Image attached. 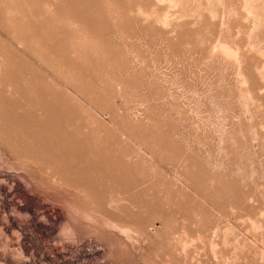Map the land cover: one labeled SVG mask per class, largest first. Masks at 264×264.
Instances as JSON below:
<instances>
[{"label":"bare ground","instance_id":"bare-ground-1","mask_svg":"<svg viewBox=\"0 0 264 264\" xmlns=\"http://www.w3.org/2000/svg\"><path fill=\"white\" fill-rule=\"evenodd\" d=\"M7 0H0V4H6L7 6H5V8H4V6L2 7V5H0V232H1V234H2V236L3 235H5L6 237H8L9 235H11V236H13V239L15 238L16 239V241H17V245H18V251L15 253L14 252V254L13 255H15L16 254V258H14L13 256V259H11V258H9V257H11L10 256V254H11V252H12V250L10 251L9 250V248H11V247H9V242L12 240V238H11V240H6L7 238L5 237V236H3L4 238H6L5 240V242H4V238L2 237V236H0V238H2V240H0V242H2V243H0V245L1 244H3L2 245V248H3V246L5 247V249L6 250H9L10 251V254H9V257L7 256L8 255V252L9 251H6V253H7V255H6V253L4 254L3 252L5 251L4 249V251L3 250H1V251H3L2 253H0V261H3L2 263H5V264H128V262H127V260H129L127 257H129V256H132L133 257V259H134V257L136 256V253L135 252H133V251H136V249H138L137 250V252L138 251H141V247L143 246V245H141L142 244V240H141V243L139 244V242L137 241H135L138 237H139V239H140V236L139 235H137L135 232H130L131 231V228H133V227H135V225H138L137 227H139V228H141L142 229V227H145V226H147L146 224L148 223V221L150 222V220H147V217H146V221L144 220V214L145 215H147L148 213L146 212V213H142V211L143 210H145V208L148 206V208H149V206L150 205H147V203L146 202H148V201H145V199L147 200V199H153L152 197H155L156 198V194L160 191H163V190H161V189H163V187L165 188V187H167L166 189H167V193L165 192H161L162 194H168L169 192H168V190H169V185L170 184H172L171 183V180H169L170 181V183H169V181H168V184L169 185H167V186H163V185H161V188H160V184H161V181L160 180H158V181H160V182H158L159 183V185H158V183L157 184H155L154 183V181H156L157 182V180H155V179H161V177L163 178L164 177V175L163 176H158L160 173L159 172H161V174H162V171H160L163 167H161V166H159V164H158V162H156L157 160L158 161H161L162 162V160L160 159L159 160V158H158V155H159V153H158V155H155V153H156V151L155 150H153V148H148V147H146V146H143L142 144V142L141 143H139V140H135L136 138L138 139V137H134V131L132 130V129H134V128H131L130 127V122L128 123V120H129V117H130V115L129 114H127V115H129L128 117H127V119L128 120H126V119H124V121L125 122H127V123H123V122H120V123H118V122H116L117 120L115 119V117L117 116H115V114H114V112L112 111V109L111 110H109V109H107V110H109V111H111V113L110 112H108L107 111V113L109 114L110 113V115H108L106 112H105V115H104V113L101 115L100 114V111H99V108H97L98 106H96L97 104V101L98 100H96L95 101V98H93V96H95L96 97V95L90 90V89H88L89 91H91L90 93H88V94H90V96L93 94V96H91V99L92 100H89V99H87V98H85L84 96H83V89H84V84L81 82V80H83V78H82V74L81 75H79L82 71H83V69H84V67L81 69L82 71L80 72V69H78L79 70V73L78 72H76L77 70V66H78V68H79V64L75 67V66H73V65H76V63L74 64L73 62H72V60H71V67L73 66V67H75L76 69V71L74 70V69H69L70 67V65L68 66V67H66L67 66V64H65V62L63 61V59H64V57H66L67 58V55L65 54V56L63 57L62 55H61V57H59V58H62V61L59 59V60H57L58 59V56L56 57L54 54H52L51 56H53L55 59H53V58H51V56L47 53L48 51V49L47 50H45L46 49V47H47V45L44 43V42H46V41H50V39L52 38V40L55 38V37H50V35H52L54 32H52V29H54V30H56L57 28H58V25H60V26H63V22L61 21V19H60V16H61V13L65 10V7H66V5H67V7H70V4L71 3H73V2H75V0H73V2H71L72 0H70V2H66V3H69V6H68V4H66L65 6H64V4H62L63 2H65V0L64 1H61L62 3L60 4L61 5V7H62V5L64 6V9H62V11H61V9H60V6H59V9H60V11L61 12H59V9L56 7V8H54L53 6H54V4L53 5H50L51 3H53V2H55L56 3V5L58 4V3H60V1L59 0H57L58 1V3L56 2V0H54V1H52V2H50V4H48L47 2H45V1H50V0H39L40 2L42 1V7H40L39 6V1L37 0L36 2H35V0H34V2L31 0H29L30 2L28 3V2H25L24 0L23 1H21L20 0V2H25V3H21V4H23L22 5V7H20V6H17V4H19L20 2H16L17 4H15V1L16 0H12V1H14V3H12V5H10V3L11 2H9V1H11V0H8L7 2H6ZM66 1H68V0H66ZM96 1V0H95ZM103 1V0H102ZM106 0H104V2H105ZM117 0H115L114 1V3H113V6H116V3H117V5H120L121 6V4H118L119 3V1L120 0H118V2H116ZM123 1V9H122V6H121V12H123L124 11V9H125V11H126V6L124 5L125 3H124V0H122ZM122 1H120V3H122ZM126 2H127V0H125ZM132 0H130V1H128V4H126L127 5V8L131 5V8H128V10L126 11V13L129 11L130 13L132 12L131 10H134V11H139L138 13H136V14H139L141 17H142V14H144L145 13V15H143V17L141 18L140 16H138L139 17V20L137 19V15L134 13V12H132L131 14H128L127 13V15H129V17L130 18H132V16H134L133 15V13L135 14V17H136V19H134V20H138V21H140V22H142L141 20L142 19H144V24H148V27H150L151 25H149V23H148V21L149 20H153V22H151V23H153V24H156V25H163V23H164V25H166V24H168L169 25V27H170V24H169V20H171L172 21V15L174 14H172V15H170L171 13H170V10L173 8L174 9V7L173 6H176L177 5V8H178V4H183V3H181V2H184L185 1V5H186V1L187 0H155V1H153L155 4H157V6H159V8H157V9H159V12L157 13V9L155 8V9H152V8H154V7H150L151 9H152V11L154 12V15H153V12L150 10H148V9H146V7L148 8V6H146V1H145V4L143 3L144 2V0H143V2H142V4L143 5H145V6H143V5H141V2L139 3V2H136V0H134L135 1V3H134V5L135 4H140V5H138V9H134L133 7H134V5H132V2H131ZM138 1H141V0H138ZM191 1V0H190ZM189 0H188V2L189 3H191ZM193 1V0H192ZM195 2H199L200 0H194ZM207 1H210L211 2V0H207ZM206 1V2H207ZM213 1V0H212ZM230 1V0H229ZM250 1H252V0H244V3H243V5H244V7H243V9L246 11L245 13L247 14V17L249 16V17H252V19L254 18V21L252 22V24L254 23V25L255 24H258L259 26H260V24H264V15L263 16H261V17H263V18H260L259 16L261 15V13L259 14L258 12H257V10H256V7L254 6L255 4H252V2L250 3ZM1 2H3V3H1ZM33 2V6H35V9H31V8H33V6L30 8V5H32L31 3ZM37 2H39V3H37ZM77 2H78V8H80V7H82V6H80L79 5V1L78 0H76V6H77ZM84 2V1H83ZM82 2V3H83ZM85 2H87V1H85ZM90 2V1H89ZM91 2H94V0L92 1L91 0ZM97 2V1H96ZM107 3H105V5L107 4H110V3H112L111 1H110V3H109V1H106ZM131 4H130V3ZM149 2H151V1H149ZM152 2V3H153ZM157 2V3H156ZM162 2V3H161ZM164 2H165V4L167 5V8L168 7H170V9L168 10L166 7L165 8H163L164 6H162V4H164ZM169 2V3H168ZM194 2V3H195ZM197 2V4H199L198 6H200L201 7V4L200 3H198ZM205 2V3H206ZM263 2V1H262ZM26 3H28V4H30V5H28V15H29V11H32L33 10V12H30L31 13V19L34 17V16H36V15H34L35 13H37V12H35L34 10H38L39 9V7H40V11H41V9L43 10V11H41V12H44V9H45V11L48 9L47 7H49V9L51 10H56V11H58L59 12V14H58V12H56L55 11V15L54 16H56V15H59V17L58 16H56L55 18H57V21H61V22H59L60 24H58V22H56V21H54V19H51V17H49L51 20H50V23L52 24V25H54L55 26V24H56V26H57V28H56V26H55V28L54 27H51V26H49L48 24V18H46L47 20H45V18H44V16H46L47 14H49L50 13V11H49V9H48V11H46V12H48V13H46V12H44L43 14H44V16H43V14L40 12V15H39V17H40V19L42 18V20H43V22L41 21V25H39V26H41L40 28H38V27H35V22L33 21V23H35V24H33V26L32 25H30V23H31V19L29 20L28 19V21L30 22V23H28V22H25V21H27L26 20V18L27 17H29V16H27V17H25L26 16V13H27V11L25 10V9H23V11L25 10L26 11V13H25V15H24V12H21V16L18 14H16L17 12H19V10H21V9H19V8H26L25 7V5H26ZM46 3H47V5H49V6H47L46 5ZM158 3H160L159 5H158ZM189 3H187V6H188V4ZM204 3V4H205ZM213 3V2H212ZM211 3V4H212ZM217 3V2H216ZM14 4V5H13ZM20 4V5H21ZM81 4V3H80ZM83 4H85V3H83ZM95 5H97L96 3H94ZM115 4V5H114ZM154 4V5H155ZM210 4V5H211ZM221 4V3H220ZM224 4V3H223ZM222 4V5H223ZM230 4H231V2H230ZM16 5V6H15ZM36 5H38L37 6V8H36ZM47 6V7H45L44 9H43V6ZM72 5V4H71ZM74 4H73V6H75ZM88 5V4H87ZM91 5H93V3L91 4ZM91 5H89V6H91ZM170 5V6H169ZM189 5H191V4H189ZM194 5V4H193ZM192 5V7H194ZM209 5V4H208ZM259 5V4H258ZM257 5V6H258ZM262 5V4H261ZM50 6L51 7H53V8H50ZM98 6V5H97ZM96 6V7H97ZM110 6L112 7V5L110 4ZM109 6V10L111 9V7ZM136 6V5H135ZM145 7V8H143V7ZM160 6L162 7V8H160ZM179 6H181V5H179ZM197 6V5H196ZM206 6V5H205ZM214 6V5H213ZM228 6V5H227ZM237 6V5H236ZM260 6V5H259ZM67 7H66V10H67ZM99 7V6H98ZM98 7H97V11H96V14H97V12H98V14H97V20H95L96 18L93 16V13L92 12H94V11H92V9H90L89 10V12H91L92 13V16H90V18H92L91 20L93 21H95V22H97L98 21V24L100 25V24H102V23H100L102 20H103V18L105 17L104 15H105V13H107L106 11H104V12H102V13H104L103 15H102V13H100L99 14V11H98ZM102 6H100L99 8H101ZM191 7V8H192ZM199 7V8H200ZM208 7V6H207ZM206 7V8H207ZM210 7V6H209ZM208 7V8H209ZM221 7V6H220ZM224 7V6H223ZM226 7V6H225ZM255 7V8H254ZM47 8V9H46ZM63 8V7H62ZM77 8V9H78ZM84 8V7H83ZM82 8V9H83ZM85 8H87V7H85ZM89 8V7H88ZM104 8H105V6H104ZM103 8V9H104ZM114 8V7H113ZM113 8L110 10V12L113 14V12H112V10H113ZM118 8H120V7H118ZM118 8H117V6L114 8V10L116 9L118 12H119V10H118ZM184 8V7H183ZM189 8H190V6H189ZM195 8V7H194ZM203 8V7H202ZM202 8H200L201 10H202ZM208 8H207V10H208ZM210 8H213V7H210ZM210 8H209V10H210ZM232 8H234V7H232ZM19 9V10H18ZM29 9H31V10H29ZM69 9V8H68ZM71 9H73V8H71ZM71 9H69V15H70V13H72V12H74V9L70 12V10ZM102 9V8H101ZM103 9H102V11H103ZM131 9V10H130ZM145 9V10H144ZM160 9H163V11H160ZM165 9H167L165 12H164V10ZM185 9V8H184ZM183 9V10H184ZM197 9V7L195 8V10ZM224 9V8H223ZM242 9V8H241ZM256 11H255V10ZM51 10V15L54 13L53 11ZM65 10V11H66ZM86 10V9H85ZM100 10V9H99ZM104 10H106V8L104 9ZM109 10H108V8H107V11H108V14H110L109 13ZM147 10V11H146ZM175 10H177L176 8H175ZM180 10V9H179ZM192 10V9H191ZM191 10H188V11H191ZM214 10V9H213ZM212 9H211V14H215L214 12H212L213 11ZM218 10V9H217ZM216 10V11H217ZM236 9H234V11H235ZM4 11V12H3ZM65 11L62 13L63 15V17H67L68 18V10L66 11L67 12V16L65 15ZM80 13V15H82L81 14V11L80 10H78ZM86 11H88V10H86ZM117 11H114V14L116 15V14H118V12ZM124 11V12H125ZM136 11V12H137ZM167 11H169V13L167 12ZM178 11V10H177ZM182 11V10H181ZM193 11V10H192ZM220 11V10H219ZM219 11H217V12H219ZM223 11V10H222ZM221 11V12H222ZM230 11H231V9H230ZM233 11V10H232ZM233 11V12H234ZM257 12V14H259V16L255 13V12ZM261 11V10H260ZM262 11H263V9H262ZM2 12L3 13H5L6 14V16H7V18L6 19H3V18H5L6 16L4 15V14H2ZM39 12V11H38ZM53 12V13H52ZM76 12H77V10H76ZM74 13V14H77V13ZM120 12V13H121ZM156 12V13H155ZM172 12V11H171ZM187 12V11H186ZM198 12V11H197ZM205 12V11H204ZM224 12H225V10H224ZM20 13V12H19ZM23 13V14H22ZM82 13H83V11H82ZM85 13V12H84ZM87 13V12H86ZM91 13H89L90 15H91ZM141 13V14H140ZM181 13V12H180ZM194 13H196V11L194 12ZM202 13V12H201ZM209 12L208 13H205L204 15H206V14H210ZM231 13V12H230ZM37 14H39V13H37ZM41 14H42V16H41ZM46 14V15H45ZM77 15V17L79 16L80 17V15ZM89 14H87L88 16H89ZM113 14V15H114ZM123 14V13H122ZM156 14V15H155ZM190 14V13H189ZM198 14H199V12H198ZM236 14V13H235ZM256 14V15H255ZM264 14V13H263ZM22 15H24V22H21V19H22ZM65 15V16H64ZM83 15H85V14H83ZM86 15V16H87ZM119 15V14H118ZM118 15H116L117 17H119V16H121V14L118 16ZM124 15V14H123ZM123 15H122V18H118V21H123V20H125L124 21V23H126V20H127V17L128 16H126V14L124 15L125 17H126V19L123 17ZM187 15V14H186ZM216 15V14H215ZM222 15H224V14H222ZM3 16H5V17H3ZM21 17V18H19L20 19V21H18V18L17 17ZM72 16H74L73 15V13H72ZM71 16V17H72ZM85 16V18L87 19V17ZM98 16H99V18L101 19V17H103L102 19H101V21H100V19L98 18ZM101 16V17H100ZM106 16L108 17V15L106 14ZM110 16H111V14H110ZM116 16H114V20H115V17ZM150 16H154V18H156L155 20L156 21H158V22H154V18H151ZM188 16V15H187ZM198 16H201V15H198ZM212 17H213V15H211ZM210 16V17H211ZM218 16H219V14H218ZM217 16V17H218ZM231 16V15H230ZM229 16V17H230ZM237 16V15H236ZM3 17V18H2ZM47 17V16H46ZM70 17V16H69ZM77 17H75V18H77ZM78 17V18H79ZM83 17V16H82ZM112 17V16H111ZM110 17V18H111ZM134 17V18H135ZM147 17V18H146ZM171 17V18H170ZM180 17V16H179ZM182 17V16H181ZM180 17V19H182L183 20V18H181ZM193 17V16H192ZM194 17H196V16H194ZM206 17V16H205ZM209 17V16H208ZM207 17V18H208ZM211 17V18H212ZM215 17V16H214ZM257 17H258V19H257ZM36 18H38V16H36ZM84 18V17H83ZM83 18H79V19H83ZM90 18H88V19H90ZM95 18V19H94ZM124 18V19H123ZM170 18V19H169ZM199 18V17H198ZM197 18V19H198ZM201 18V17H200ZM221 18V17H220ZM224 18V17H223ZM35 18H33L32 20H34ZM40 19L38 18V21H40ZM71 20L73 19V21H72V23L71 22H68L67 21V23L65 22V24H66V26H67V24H68V26L67 27H69L71 24L72 25H75L76 24V22H77V20L76 19H74V17H72V18H70ZM86 19H84V22L86 23V24H83V26L84 25H86V27L88 26V23L87 22H89L88 21V19H87V21H86ZM112 19V18H111ZM123 19V20H122ZM146 19H148L147 20V22L145 21ZM188 19V18H187ZM190 19V18H189ZM222 19V18H221ZM248 19V18H247ZM252 19H251V21H252ZM37 19H35V21H36ZM63 20V19H62ZM67 20H69V18L67 19ZM106 20V18L104 19V21ZM131 20V19H130ZM132 20H133V18H132ZM196 20V19H195ZM194 20V21H195ZM214 20V18L212 19V21ZM228 20V19H227ZM45 21H48L47 23L48 24H46V22ZM52 21H54V23L52 22ZM65 21H66V19H65ZM70 21V20H69ZM76 21V22H75ZM106 21H109V20H106ZM117 21V18H116V20H115V22H118ZM121 21H120V23H121ZM170 21V22H171ZM177 21H178V19H177ZM177 21H175V22H177ZM181 21V20H180ZM186 21V20H185ZM188 21V20H187ZM198 21V20H197ZM218 21H220V20H218ZM224 21V20H223ZM21 22V23H20ZM37 22V21H36ZM78 22H80L79 20H78ZM83 22V23H84ZM129 22V21H128ZM150 22V21H149ZM159 22H160V24H159ZM175 22H172V24H171V27H173V24L175 23ZM193 22V21H192ZM192 22H190L189 21V23H192ZM196 22V21H195ZM205 22V21H204ZM240 22V21H239ZM247 22V21H246ZM42 23H43V25H44V27H43V25H42ZM63 23V24H62ZM75 23V24H74ZM80 23H82V22H80ZM90 23H92L96 28V30H95V32H96V34L99 32H102L101 31V29H100V31H97V30H99V29H97V27L99 26L97 23H93V22H91L90 21ZM105 23V22H104ZM123 22L121 23V24H124ZM130 23V22H129ZM150 23V24H151ZM162 23V24H161ZM180 23V22H179ZM189 23H187V26H188V24ZM199 23V22H198ZM217 23V22H216ZM228 24H229V22H227ZM260 23V24H259ZM38 24V23H37ZM37 24H36V26H37ZM62 24V25H61ZM113 24V23H112ZM115 24V23H114ZM117 24H119V23H117ZM116 24V25H117ZM120 24V27H118V26H116V29H117V31H116V29L114 28L115 26L113 25V29L111 28V31L113 30V32H110V33H112V34H114V36L113 37H111V40L113 39L114 41H115V43H114V41L112 42H110V37H109V40H108V37L106 36V37H104L103 38V36L105 35L103 32H102V34H100L98 37L100 38L101 36H102V38H100V41H101V39H103V42H104V39L105 38H107V40L110 42H108L109 44L107 45V46H111V48L112 47H116L117 49H118V51L120 50L119 49V46H120V43H119V46L117 45V43L116 42H118V41H122L123 42V38L124 37H122L123 35H121V33L120 32H122L123 33V30L121 29V26H122V28L123 29H125V27L127 26L128 27V23H126V25L124 24V26L125 27H123V25H121ZM132 24V23H131ZM185 24H186V22H185ZM214 24V23H213ZM212 24V25H213ZM219 24V23H218ZM225 24V23H224ZM223 24V26L225 27V25ZM228 24H226V25H228ZM46 25H48L50 28H52V29H48V26L46 27ZM72 25L69 27L71 30L74 28V27H76L77 29H79L80 30V28H82L83 26L81 25V24H79L78 23V25L80 26H77V25H75L74 27H72ZM91 25V24H90ZM98 25V26H97ZM130 25V24H129ZM193 25H194V23H193ZM240 25V24H239ZM249 25V24H248ZM257 25V26H258ZM59 26V27H60ZM82 26V27H81ZM152 26H154V25H152ZM160 26V27H161ZM184 25H182V27H183ZM191 26V25H190ZM221 23H220V28H221ZM258 26V27H259ZM46 27V28H45ZM65 26H63V28H64ZM72 27V28H71ZM90 27H92V26H89V28L87 27V29H82V30H80V32H77L76 33V31H79V30H75V31H73V33L75 32L76 33V36L78 37L79 36V38H82L83 39V37H80V36H82L80 33H87L88 34V36L90 37H92V35H89V32L88 31H92V30H89V29H92V28H90ZM118 27V28H117ZM159 27V28H160ZM166 27H168L167 25L166 26H163V28L165 29ZM175 27V26H174ZM179 27H181V26H179ZM179 27H177V28H179ZM189 27V26H188ZM215 27H217V26H215ZM228 27V26H227ZM263 27V26H262ZM37 29L38 31H39V29L41 30V28L44 30V31H46L47 29L49 30V31H51V32H49V31H47V32H49V39L47 40V38H46V40H45V38H42L43 39V43L45 44V45H43V43L41 42V40H40V42H41V44H40V42H38L39 43V45H37L38 43H37V41H38V39L37 38H39V37H34V35H36V31L37 30H35V34L33 33V29ZM60 28H62V27H60ZM59 28V29H60ZM68 28V29H69ZM120 28V30L118 31V29ZM133 28V27H132ZM135 28V27H134ZM156 28V27H155ZM176 28V27H175ZM175 28H174V30H175ZM219 28V29H220ZM230 28V27H229ZM228 28V29H229ZM249 28V27H248ZM261 28V27H260ZM264 28V27H263ZM46 29V30H45ZM59 29H57V31H55V32H59L60 33V31L61 30H59ZM65 29L67 30V28L65 27ZM94 29V28H93ZM106 29V31H107V28H105ZM115 29V30H114ZM130 29V28H129ZM137 29V28H136ZM157 29V28H156ZM167 30H169L170 28H166ZM180 29V28H179ZM192 29H193V26H192ZM222 29V28H221ZM220 29V30H221ZM239 29V28H238ZM238 29H237V31H238ZM256 29V28H255ZM43 30L41 31L42 32V35H44L43 33H45V32H43ZM59 30V31H58ZM65 30V31H66ZM83 30H88L87 32L86 31H84V32H81V31H83ZM122 30V31H121ZM134 30V29H133ZM153 30V29H152ZM166 30V31H167ZM181 30H182V28H181ZM190 30V28L188 29V31ZM254 30V29H253ZM5 31V32H4ZM19 31H21V33H20V36L19 35H17L18 33H19ZM62 31H64V29L62 30ZM64 31V32H65ZM114 31H116V32H114ZM126 30H124V33H126L125 32ZM128 31V30H127ZM136 31V30H135ZM173 31V29L171 30H169L167 33H169V32H172ZM206 31V30H205ZM223 31H224V29H223ZM231 31V30H230ZM252 31V30H251ZM250 31V32H251ZM40 32V31H39ZM38 32V33H39ZM64 32H61V33H64ZM69 33L71 32V31H68ZM67 32V33H68ZM131 32V31H130ZM175 31H173V33H174ZM179 32V31H178ZM187 32V31H186ZM185 32V33H186ZM191 32V31H190ZM194 32V31H193ZM196 32H198V31H196ZM204 32V31H203ZM221 32V31H220ZM227 32V31H226ZM249 32V33H250ZM261 32V31H260ZM50 33H52V34H50ZM58 33V34H59ZM60 33V34H61ZM66 33V32H65ZM72 33V32H71ZM73 33L71 34V36H70V34L68 35V36H70V38L71 39H73V41H74V39H75V48H76V41H78V39L77 38H73V36L74 37H76L75 35H73ZM74 33V34H75ZM92 33H94V32H92ZM98 33V34H99ZM106 33V32H105ZM107 33H108V31H107ZM110 33H108V34H110ZM129 33V32H128ZM133 34L135 33V32H132ZM147 33H148V31H147ZM154 33V32H153ZM156 33H158V32H156ZM172 33V34H173ZM176 33H177V31H176ZM189 33V32H188ZM201 33H202V31H201ZM240 33V32H239ZM22 34V35H21ZM133 34H131V35H133ZM155 34V33H154ZM182 34V33H181ZM244 34V33H243ZM258 34H259V32H258ZM263 34V33H262ZM41 37H42V35H41V33L39 34ZM46 35H48V34H45V36L44 37H46ZM55 35H57L56 33H55ZM86 35V34H85ZM84 34H83V36L85 37L83 40H85L86 39V36H85ZM125 35V38H124V42H123V46L125 47V49H124V47H123V49L124 50H126V44H124L125 43V39L126 38H128V39H130V40H134L135 38H131V37H133V36H129V37H127V33L126 34H124ZM129 35V34H128ZM142 35H143V32H142ZM145 35V34H144ZM164 35V34H163ZM176 35H178V34H176ZM175 35V36H176ZM191 35V34H190ZM207 35V34H206ZM239 35V34H238ZM241 35V34H240ZM36 36H38V35H36ZM53 36V35H52ZM58 36V35H57ZM63 36H64V40L67 38V36L65 37V35L63 34ZM137 36V35H136ZM156 36V35H155ZM155 36H153V37H155ZM167 36V35H166ZM165 36V37H166ZM169 36H172V35H170L169 34ZM223 36H225V35H223ZM259 36V35H258ZM40 37V38H41ZM59 37V36H58ZM89 37L85 40L87 43H89L90 41H91V43L90 44H87L85 41H83V42H85L84 44H86L85 46L83 45L82 46V44H81V46L79 45L78 46V48L80 47H84L83 49H86V47L87 46H93V47H95L96 49H97V47L96 46H99L100 45V43H98L99 42V39L98 40H96L95 38H96V36L94 37V39L93 38H91V40H89V42L87 41L88 39H89ZM138 37V36H137ZM140 37V39L139 40H142V36H139ZM138 37V38H139ZM173 37V36H172ZM202 37V36H201ZM200 37V38H201ZM203 37H204V35H203ZM208 37V36H207ZM60 38V37H59ZM58 38V39H59ZM61 38H62V35H61ZM60 38V39H61ZM70 38H68V39H66V40H68V43L71 41V39ZM157 38V37H156ZM169 38V37H168ZM187 38V37H186ZM224 38V37H223ZM235 38V37H234ZM35 39H37V41H35ZM59 39V40H60ZM70 39V40H69ZM77 39V40H76ZM137 39V38H136ZM191 39V38H190ZM239 39V38H238ZM55 40V41H54ZM53 41H50V42H54L53 44H55L56 43V39H54ZM59 40H58V42H59ZM106 40V39H105ZM117 40V41H116ZM127 40V39H126ZM152 40V39H151ZM156 40V39H155ZM164 40V39H163ZM172 40V39H171ZM175 40V39H174ZM229 40V39H228ZM231 40H232V38H231ZM231 40H229V41H231ZM47 42V43H49V45L48 46H50L51 47V43L50 42ZM63 41V40H62ZM73 41L71 42V44L72 45H74L73 44ZM98 41V42H97ZM128 41V40H127ZM126 41V42H127ZM150 41V40H149ZM157 41H158V39H157ZM169 41V40H168ZM168 41H167V43H168ZM183 41H185V40H183ZM206 41V40H205ZM208 41V40H207ZM221 41L222 42H224V39L222 40L221 39ZM221 41H218L220 44H215V43H213L214 45H212V48L211 49H213V50H211V51H213V53L212 52H210V50H209V52H210V54L212 53L213 54V58H214V54H216V55H222L221 57H223V58H226V57H229L228 59H231V61L232 60H234V63H236V65H238L237 66V69H235V72H236V78L237 79H235V81L237 80L238 82H239V84L240 85H242V86H245V85H243V84H246L247 85V83L249 82V81H252V84L254 83V81H256L257 79V76H259L260 77V75L262 76V78L263 79H261L262 81L264 80V70L262 71V69H261V74H259L258 75V73H259V70H252V71H254L255 72V74L257 73V76L255 77V79H253V80H251L252 79V77H250L252 74H253V72H252V74H251V72L249 71L250 69H247L248 68V64L246 65L247 66V68L245 67V65H243V67H245L247 70H248V72L251 74H249L248 72H246V74L248 75H244V72H243V70H242V66H241V63H242V61L244 60H242V58H243V55H242V57H240L239 55H238V51L237 50H235V49H233L232 47H230V46H228V44H227V42L226 43H222ZM245 41V40H244ZM60 42H61V40H60ZM59 42V43H60ZM79 43L78 44H80V42L81 43H83L82 42V40L80 41H78ZM107 42V41H106ZM106 42H105V44H106ZM121 42V43H122ZM130 42V41H129ZM156 42V41H155ZM154 42V43H155ZM171 42V41H170ZM187 42V44H188V41H186ZM194 43H195V41H193ZM201 42V41H200ZM217 42V43H218ZM249 42V41H248ZM253 42H255V40L253 41ZM36 43V44H35ZM63 43V42H62ZM66 43V42H65ZM67 43V44H68ZM128 43V42H127ZM133 43H134V41H133ZM153 43V44H154ZM175 43V42H174ZM196 43H197V41H196ZM210 43V42H209ZM222 43V44H221ZM256 43V42H255ZM257 43H258V41H257ZM64 44V43H63ZM63 44H61V45H59L58 44V47L59 46H62ZM70 43H69V46L67 45V47H70L71 49H72V47L70 46L71 45ZM102 44H104V43H102L101 42V45ZM105 44H104V46L103 47H106V48H110V47H107V46H105ZM132 44V43H131ZM171 44V43H170ZM169 44V45H170ZM234 44V43H233ZM250 44V43H249ZM35 45H37V46H39V47H41L42 48V52L40 51L39 53H37V52H34V50H38L37 49V46H36V49H34L33 47L35 46ZM56 45V44H55ZM66 45V44H65ZM100 45V46H101ZM138 45V44H137ZM171 45H173V44H171ZM171 45H170V47H171ZM190 45V44H189ZM195 45V44H194ZM199 45V44H198ZM232 45V44H231ZM43 46H45L44 48L45 49H43ZM89 46V48H87L86 50H88V49H93V48H91ZM128 46V45H127ZM133 46H135V45H133ZM184 46V45H183ZM235 46H237V45H235ZM179 47V46H178ZM188 47V46H187ZM211 47V46H210ZM209 47V48H210ZM41 48H39V49H41ZM47 48H49V47H47ZM55 48V47H54ZM59 48H61V47H59ZM63 48H66L65 46L63 47ZM69 48V49H70ZM74 48V49H75ZM77 48V49H78ZM105 48V50H104V52L102 53V55L105 53H107V52H105L106 50H110V49H106ZM114 48L112 49V50H114ZM116 48H115V50H116ZM120 48H122V46H120ZM148 48V47H147ZM183 48V47H182ZM208 48V47H207ZM237 48V47H236ZM246 48V47H245ZM244 48V49H245ZM51 49V48H50ZM56 49H58L57 48V46H56ZM62 49V48H61ZM61 49H59V50H61ZM67 50H68V48H66ZM65 49V50H66ZM95 49V51H97V50H99L100 51V49L102 50L103 48L101 47V48H99L98 47V49L96 50ZM138 49V48H137ZM178 49V48H177ZM181 49V48H180ZM185 49H186V47H185ZM205 49V48H204ZM238 49H239V47H238ZM65 50H63V51H65ZM82 50V49H81ZM86 50H85V52H84V50H82L84 53H85V55H87L86 54ZM115 50H114V52H115ZM123 50V51H124ZM129 49H127V51H122V52H120L121 53V55H122V53H125V54H123L124 56H126L125 58L126 59H128L127 57H129V56H131V55H129V56H127L128 55V52H131L130 54H132V56L131 57H129V58H132L131 59V61H130V59H129V62L128 63H130V66H131V64H132V60H134V62L136 63H134V64H132L133 65V67L134 68H129V71L131 72V70H135V68H137L136 66H140L141 67V64H142V66H143V63H142V57H141V60H140V57H138L139 55H137V51H136V49H134V48H130V51H128ZM150 50V49H149ZM179 50V49H178ZM178 50H177V52H178ZM203 50V49H202ZM254 50V49H253ZM46 51V52H45ZM54 51H57V50H54ZM63 51H61L62 53H63ZM69 51V50H68ZM76 51V50H75ZM82 51H80V52H82ZM90 51H92L93 52V50H90ZM90 51H88L87 53H89ZM94 51V53H97V56L99 55V53L101 52H95ZM111 51V50H110ZM109 51V52H110ZM118 51L116 50V53H113V55H117V56H119V53H118ZM139 51V50H138ZM145 51V50H144ZM143 51V52H144ZM161 51V50H160ZM194 51V50H193ZM193 51H191V53L193 52ZM259 51V50H258ZM50 52V51H49ZM51 52H53V51H51ZM78 53H80L79 52V50L77 51ZM82 52V53H83ZM111 52H113V51H111ZM126 52H127V54H126ZM148 52V51H147ZM170 52V51H169ZM173 52V51H172ZM181 52V51H180ZM202 52V51H201ZM216 52V53H215ZM47 53V54H46ZM58 53H60V52H58ZM58 53H57V55H58ZM65 53H66V51H65ZM68 53H70V52H68ZM72 53H73V49H72ZM81 53V54H82ZM138 53H140V52H138ZM203 53V52H202ZM241 53V52H240ZM256 53H257V51H256ZM61 54V53H60ZM59 54V55H60ZM163 54V53H162ZM209 54V55H210ZM263 54V53H262ZM71 55V53L69 54V56ZM73 55V57L75 58V56L74 55H76V52H75V54L73 53L72 54ZM71 55V56H72ZM79 55V54H78ZM89 55V54H88ZM90 55H92V54H90ZM107 55H108V53H107ZM110 56H105L104 57V55H103V58H105V59H107V57H112L111 56V53L109 54ZM172 55V54H171ZM184 55V54H183ZM186 55V54H185ZM197 55H198V53H197ZM256 55V54H255ZM68 56V57H69ZM70 56V57H71ZM80 56H82V58H84V55H80ZM93 56V55H92ZM91 56V57H92ZM95 56H96V54H95ZM117 56H113V57H117ZM142 56V55H141ZM240 58H239V57ZM77 57V56H76ZM89 57V56H88ZM88 57H85V60L88 58ZM210 57V56H209ZM216 57H218V56H215V58ZM221 57H218L219 58V60H220V58ZM231 57V58H230ZM249 57V56H248ZM252 57V56H251ZM261 57V56H260ZM77 58H79L80 59V57L78 56ZM98 59V58H100L99 56H98V58L97 57H94V59ZM103 58L100 60V62L103 60ZM110 58L109 59H107L108 61H110L111 63L113 62V58H112V61L110 60ZM119 58H121L120 56H119ZM173 58V57H172ZM205 58V57H204ZM234 58V59H233ZM238 58H239V60L241 59V61H239L238 60ZM255 58V57H254ZM259 58V57H258ZM263 58H264V56H263ZM52 59V60H51ZM69 58H67V60H68ZM71 59V58H70ZM70 59L68 60V61H70ZM89 59V58H88ZM93 59V57H92V60L95 62V60ZM115 59V58H114ZM124 59V58H123ZM122 59V60H123ZM126 59H124V60H126ZM170 59V58H169ZM192 59V58H191ZM203 59V58H202ZM206 59V58H205ZM217 59V58H216ZM256 59V58H255ZM78 59H76L75 61H77ZM81 60H83V59H81ZM99 60V59H98ZM105 61V62H108V61ZM117 60V59H116ZM124 60H123V62H124ZM146 60V59H145ZM235 60H236V62H235ZM250 60V59H249ZM248 60V61H249ZM118 61V60H117ZM126 61H128V60H126ZM144 61V60H143ZM150 61V60H149ZM168 61V60H167ZM170 61V60H169ZM174 61V60H173ZM176 61V60H175ZM180 61V60H179ZM186 61V60H185ZM209 61V60H208ZM223 61V60H222ZM258 61V60H257ZM35 62L36 63H38L39 64V67L38 68H36V67H34V64H35ZM77 62H81L82 63V61H77ZM86 62H88V61H86ZM92 63V61H91V59H90V61L88 62V65H89V63ZM97 62V61H96ZM100 62L99 63H97V65L99 66V64H100ZM123 62H121L122 64H123ZM145 62V61H144ZM187 62V61H186ZM264 62V61H263ZM68 63V62H67ZM109 63V62H108ZM110 63V64H111ZM114 63V62H113ZM120 62H119V68H120V70L121 69H124V68H126L125 66L124 67H122V64H121ZM128 63L126 64V62H125V65H128ZM149 63H151V62H149ZM245 63V61L242 63V64H244ZM247 63V62H246ZM245 63V64H246ZM95 64V63H94ZM102 64H104V62H102ZM110 64H109V66H110ZM121 64V65H120ZM252 64V63H251ZM36 65V64H35ZM88 65H84L83 64V66H88ZM92 65V64H91ZM96 64L94 65V66H97ZM101 65V64H100ZM107 65V64H106ZM115 65H116V63H115ZM115 65H111L110 66V68H109V66H108V70H110V69H112L113 68V66H115ZM118 65V64H117ZM117 65L115 66L116 68H118L117 67ZM150 65V64H149ZM148 64H147V66L150 68V66H149ZM235 65V66H236ZM254 65V64H253ZM98 66H97V68H96V71H95V73H97V70H98ZM129 66V65H128ZM232 66H233V64H232ZM82 67V66H81ZM92 67V66H91ZM90 67V68H91ZM105 67H107V66H105ZM104 67V68H105ZM112 67V68H111ZM140 67H138L137 69V71H136V74H138L139 72V70H140V72L142 73V74H140V75H142V77L141 76H139V74H138V76L139 77H141V78H143L144 77V75H146V73L144 74L142 71H141V69H139ZM151 67H153V66H151ZM205 67V66H204ZM256 67V66H255ZM86 68V67H85ZM89 67H87V69H88ZM94 68V67H93ZM99 68H101V66H99ZM116 68L114 69L113 68V70L115 71V72H117V71H119V70H116ZM142 68V67H141ZM145 68V67H144ZM181 68V67H180ZM236 68V67H235ZM244 68V69H245ZM250 68V67H249ZM258 68V67H257ZM262 68H264V65H263V67ZM38 69V70H37ZM87 69H85V70H87ZM126 69H128V67L126 68ZM143 69V68H142ZM146 70H147V67L145 68ZM152 69V68H151ZM154 69H156V68H154ZM174 69H176V66L174 67ZM84 70V71H85ZM93 70V69H92ZM144 70V69H143ZM146 70H145V72H146ZM150 70V69H149ZM181 70V69H180ZM192 70V69H191ZM196 70V69H195ZM203 70V69H202ZM83 71V72H84ZM100 71H103V69L102 70H100ZM105 71H107V70H105ZM111 71V70H110ZM110 71L108 72V75H110L109 73H110ZM114 71H112V72H114ZM126 71H128V70H126ZM132 71V72H133ZM151 71V70H150ZM152 71H154L153 69H152ZM200 71V70H199ZM227 71V70H226ZM258 71V72H257ZM82 72V73H83ZM93 72V71H92ZM91 71H88L87 70V72L85 71L84 73H87V74H83V75H88L89 73H92ZM114 72V73H115ZM155 72V71H154ZM157 72V71H156ZM197 72V71H196ZM210 72V71H209ZM94 73V74H95ZM100 72L98 71V73H97V75L99 74ZM102 73H104V72H101V74ZM105 73H107V72H105ZM120 74L122 73L121 71L119 72ZM124 73V72H123ZM122 73V74H123ZM127 73V72H126ZM125 73V75H122V76H124V77H126V79H127V74ZM149 73V72H148ZM147 73V74H148ZM216 73V72H215ZM117 74H118V72H117ZM117 74H116V76H117ZM120 74H118V75H120ZM130 74H132V73H130ZM130 74H128V75H130ZM134 74H135V72H134ZM144 74V75H143ZM194 74H196V73H194ZM218 74V73H217ZM223 74V73H222ZM92 75H93V73H92ZM100 75V74H99ZM98 75V76H99ZM112 75V74H111ZM115 75V74H114ZM157 75H158V78L156 77V75H154L155 77H153V78H151V77H149V75L147 76L149 79H154L153 80V83H151V81L152 80H145V78L144 79H142V80H140V78L138 77V76H136L138 79H139V81H142L143 83H144V81L143 80H145L146 82H147V84H149V81H150V89H148V87H145L146 86V83L144 84V88H145V90L147 91H149V93H150V90L153 88V86L155 85L154 83L156 82L155 80H157L158 82H159V80L158 79H160V80H162L161 78H163L164 77V81L166 80V82H167V80L170 78V77H165V76H163V77H161L160 78V76H159V73H157ZM206 74H204V76H205ZM228 75V74H227ZM81 76V77H80ZM91 76V75H90ZM94 76V75H93ZM93 76L91 77L92 79H93ZM102 77H103V75H101ZM107 76V75H106ZM113 76V75H112ZM121 76V77H122ZM132 77H133V75H131ZM174 76V75H173ZM194 76V75H193ZM225 76V75H224ZM253 76V75H252ZM84 77V76H83ZM86 77H88V76H86ZM108 77V76H107ZM110 78H111V76H109ZM109 77H108V79H109ZM119 78H120V76H118ZM117 77V78H118ZM132 77H129L128 76V79L126 80V81H128V80H130ZM146 77V76H145ZM146 77V78H147ZM248 77H250L249 79L250 80H248L247 78ZM253 77V78H254ZM95 78V77H94ZM99 78H100V76H99ZM105 78V80L107 79L106 77H104ZM103 78V79H104ZM116 78V79H117ZM118 78V79H119ZM130 78V79H129ZM137 78H134L133 77V79H137ZM147 78V79H148ZM165 78H167V79H165ZM176 78V77H175ZM182 78V77H181ZM90 79V78H89ZM121 80L120 81H118V80H115V77L113 78V80L111 79L110 81H117L116 82V86H118V91H120V95L122 96V98H124V94H126L127 95V92H125L126 90H128L129 88L131 89V85H130V83H127L124 79H123V77L122 78H120ZM137 79V80H138ZM174 78H172L171 80H173ZM198 79V78H197ZM218 79V78H217ZM86 80V79H85ZM93 80H95V79H93ZM96 80H97V78H96ZM95 80V81H96ZM99 80H101V79H99ZM104 80V81H105ZM132 80V79H131ZM130 80V81H131ZM182 80V79H181ZM184 80V79H183ZM194 80H195V78H194ZM207 80V79H206ZM216 80V79H215ZM248 80V81H247ZM89 81V80H88ZM103 81V82H104ZM139 81H135L134 82V80H133V82L135 83V85H133V82H132V87H136V85L138 84V82ZM155 81V82H154ZM169 81V80H168ZM186 81V80H185ZM258 81V80H257ZM91 82H92V80H91ZM97 82V81H96ZM99 82V81H98ZM106 82H107V85H108V83H109V80L107 81L106 80ZM129 82V81H128ZM142 82H140V84L139 85H141L142 84ZM222 82V81H221ZM247 82V83H246ZM100 83V82H99ZM99 83H97V84H99ZM105 83V82H104ZM103 83V84H104ZM186 83H188V82H186ZM219 83V82H218ZM82 84H83V87H82ZM89 84V83H88ZM91 84V83H90ZM101 84H102V82H101ZM111 84H112V82H111ZM114 84H115V82H114ZM114 84H112V85H114ZM130 86H129V85ZM153 84V85H152ZM184 84V83H183ZM225 84V83H224ZM223 84V85H224ZM250 84V83H249ZM258 84H259V82L257 83V87H258ZM86 85V84H85ZM92 85H94V84H92ZM109 85H110V83H109ZM108 85V86H109ZM111 85V86H112ZM127 85L129 86L128 87V89H126V87H127ZM143 85V84H142ZM141 85V86H142ZM168 85V84H167ZM176 85V84H175ZM196 85V84H195ZM214 85V84H213ZM237 85V84H236ZM254 86H255V84H253ZM262 85V84H261ZM110 86V88H112ZM116 86H115V88H114V86H113V88L114 89H116L117 90V88H116ZM152 86V87H151ZM206 86V85H205ZM88 87H92L91 85L90 86H88ZM88 87H86V88H88ZM94 87H96V86H94ZM155 87V86H154ZM161 87V86H160ZM193 87V86H192ZM220 87V86H219ZM246 87H250V85L249 86H246ZM103 88V87H102ZM109 88V87H108ZM137 88V87H136ZM141 88V87H140ZM142 88H143V86H142ZM147 88V89H146ZM170 88V87H169ZM191 88V87H190ZM197 88V87H196ZM205 88V87H204ZM236 88V87H235ZM253 88H255V87H253ZM260 88V87H259ZM104 89H106V88H104ZM113 89V90H114ZM130 89L128 90V91H130ZM162 89V88H161ZM221 89V88H220ZM237 89V88H236ZM246 89V90H245ZM107 90H109V89H107ZM111 91H113L112 89H110ZM115 90V92L117 93V91ZM157 90V89H156ZM206 90V89H205ZM240 90V89H239ZM85 91V90H84ZM89 91H87V92H89ZM97 91V90H96ZM95 91V92H96ZM111 91H109V93L111 92ZM142 91V90H141ZM147 91V92H148ZM158 91V90H157ZM164 91V90H163ZM179 91V90H178ZM204 91V90H203ZM220 91V90H219ZM242 91H244V93L245 92H248V93H250L251 91H252V89L251 90H249V89H247V88H244ZM258 91H260V90H258ZM262 91V90H261ZM125 92V93H124ZM132 92V91H131ZM234 92V91H233ZM240 92V91H239ZM256 92V91H255ZM254 92V93H255ZM92 93V94H91ZM108 93V94H109ZM112 93V92H111ZM116 93H114V95H116L117 97H119L120 95L118 94H116ZM130 93V92H129ZM135 93V92H134ZM168 93H170V92H168ZM177 93V92H176ZM175 93V94H176ZM221 93V92H220ZM235 93V92H234ZM242 93V92H241ZM248 93H246V95L249 97V94ZM261 93V92H260ZM87 94V93H86ZM87 94V95H88ZM136 94H138V93H136ZM153 94V93H152ZM162 94V93H161ZM218 94V93H217ZM225 94V93H224ZM223 94V95H224ZM227 94V93H226ZM85 95V94H84ZM97 95H99V94H97ZM103 95H104V93H103ZM112 95H113V93H112ZM126 95H125V98H124V100L126 99ZM131 95V94H130ZM156 95V94H155ZM172 95V94H171ZM245 95V98L247 97ZM253 95V94H252ZM121 96L119 97V100L121 99ZM142 96V95H141ZM148 96V95H147ZM159 95H157V97H158ZM161 96V95H160ZM170 96V95H169ZM226 96V95H225ZM242 96V95H241ZM244 96V95H243ZM251 96V95H250ZM67 97H69V98H67ZM87 97V96H86ZM112 97V96H111ZM115 97V96H114ZM116 97V98H117ZM145 97V96H144ZM143 97V98H144ZM156 97V96H155ZM157 97H156V99H157ZM247 97V101H249L248 98ZM258 97V96H257ZM98 98V97H97ZM116 98H115V100H116ZM132 98V97H131ZM138 98V97H137ZM141 98V97H140ZM152 98V97H151ZM167 98V97H166ZM166 98H165V100H166ZM173 98V97H172ZM218 98V97H217ZM225 98V97H224ZM243 98V97H242ZM253 98V97H252ZM104 99H106V98H104ZM118 99V98H117ZM129 98H127V100H128ZM208 99V98H207ZM231 99V98H230ZM229 99V100H230ZM251 99V98H250ZM263 99V98H262ZM107 100V99H106ZM114 100V99H113ZM134 100V99H133ZM138 100V99H137ZM145 100H148V101H150L149 102V104L145 101ZM144 101H145V104L146 105H148L149 107L147 108V109H149L150 107H151V105H150V103H152L151 102V99L150 98H148V99H145ZM153 100V99H152ZM155 100V99H154ZM195 100V99H194ZM203 100V99H202ZM117 101V100H116ZM121 101V100H120ZM119 101V102H120ZM158 101V100H157ZM168 101V100H167ZM191 101V100H190ZM215 101V100H214ZM239 101V100H238ZM247 101H245L246 103H249V102H247ZM253 101V100H252ZM104 102V101H103ZM111 102H112V100H111ZM122 102V101H121ZM124 102V101H123ZM137 102V101H136ZM143 101H141L140 103H142ZM159 102V101H158ZM161 102V101H160ZM219 102V101H218ZM222 102V101H221ZM235 102V101H234ZM237 102V101H236ZM102 103V102H101ZM109 103V102H108ZM139 103V102H138ZM139 103V105H141ZM163 103V102H162ZM161 103V104H162ZM110 104V103H109ZM116 104H117V102H116ZM122 104V103H121ZM143 104V103H142ZM169 104H171V103H169ZM216 104V103H215ZM105 105V104H104ZM103 105V106H104ZM107 105V104H106ZM124 105H126V104H123L122 106H124ZM133 105V104H132ZM136 105V104H135ZM144 105V104H143ZM146 105H145V107H146ZM176 105V104H175ZM179 105V104H178ZM184 105V104H183ZM182 105V106H183ZM240 105V104H239ZM247 105H249V104H247ZM109 106V105H108ZM107 106V107H108ZM121 106V105H120ZM127 106V105H126ZM253 106V105H252ZM116 107H118V106H116ZM128 107V106H127ZM138 107V106H137ZM157 107V106H156ZM159 107H161V106H159ZM172 107V106H171ZM175 107V106H174ZM101 108V107H100ZM103 108V107H102ZM104 108H106V106H104ZM103 108V109H104ZM120 108V107H119ZM122 108V107H121ZM129 108V107H128ZM133 108V107H132ZM144 108V107H143ZM155 108V107H154ZM163 108V107H162ZM103 109H102V111H103ZM134 109V108H133ZM145 109V108H144ZM152 109V108H151ZM163 109H165V108H163ZM179 109V108H178ZM187 109V108H186ZM190 109V108H189ZM202 109V108H201ZM218 109V108H217ZM220 109V108H219ZM223 109V108H222ZM237 109V108H236ZM83 110H84V112L85 113H83ZM101 110V109H100ZM113 110H116V108L115 109H113ZM124 110H125V108H124ZM146 110V109H145ZM144 110V111H145ZM167 110V109H166ZM170 110V109H169ZM184 110V109H183ZM193 110H195V109H193ZM248 110V109H247ZM101 111V112H102ZM104 111H105V109H104ZM121 111V110H120ZM119 111V112H120ZM131 111V110H130ZM136 111V110H135ZM139 111V110H138ZM143 111V110H142ZM155 111V110H154ZM160 111V110H159ZM172 111V110H171ZM176 111V110H175ZM181 111V110H180ZM219 111H221V109L219 110ZM231 111V110H230ZM116 112H118L117 110H116ZM115 112V113H116ZM146 112H147V110H146ZM146 112L144 113L143 112V114H144V116H143V114H141V115H138V113L137 112H135L137 115L136 116H140V117H138V118H141L142 119V121L145 119V118H151V117H146L147 115H146ZM151 111L150 110H148V113H150ZM168 112V111H167ZM190 112V111H189ZM112 113H113V115L115 116H112ZM126 113H127V111H126ZM128 113H130V112H128ZM134 113V112H133ZM147 113V114H148ZM158 113V112H157ZM165 113V112H164ZM163 113V114H164ZM179 113V112H178ZM183 113V112H182ZM191 113V112H190ZM194 113V112H193ZM130 114H132V113H130ZM151 114H152V112H151ZM199 114V113H198ZM231 114V113H230ZM120 115V114H119ZM126 115V114H125ZM126 115V116H127ZM148 115H150V114H148ZM161 115V114H160ZM185 114H183V116H184ZM188 115V114H187ZM193 115V114H192ZM195 115V114H194ZM251 115V114H250ZM121 116H122V114H121ZM132 116V115H131ZM135 116V115H134ZM154 115H152V117H153ZM211 116V115H210ZM157 117V116H156ZM156 117L155 118H152L153 120H155L156 119ZM170 117H172L171 115H170ZM185 117H186V115H185ZM258 117V116H257ZM118 118H120V117H118ZM126 118V117H125ZM134 118V120H135V118H137V117H133ZM132 118V119H133ZM144 118V119H143ZM204 118V117H203ZM151 119V120H152ZM177 119V118H176ZM224 119V118H223ZM234 119V118H233ZM174 120H175V118H174ZM173 120V121H174ZM198 120V119H197ZM121 121H122V118H121ZM130 121H132V120H130ZM137 121H139V119H137L136 120V122ZM147 121V120H146ZM157 121V120H156ZM164 121V120H163ZM172 121V120H171ZM184 121V120H183ZM187 121V120H186ZM193 121V120H192ZM195 121V120H194ZM152 121H149V124L148 125H150V123H151ZM154 122V121H153ZM152 122V123H153ZM165 122V121H164ZM170 122V121H169ZM176 122V121H175ZM197 121H195V122H192V123H196ZM200 122V121H199ZM198 122V123H199ZM208 122V121H207ZM138 123V122H137ZM158 123H159V121H158ZM157 123V124H158ZM248 123V122H247ZM142 124H144L143 122H142ZM154 124V123H153ZM156 124V123H155ZM165 124V123H164ZM181 124V123H180ZM189 124V123H188ZM193 124V125H194ZM197 124V123H196ZM200 124V123H199ZM133 125H134V122H133ZM139 125V124H138ZM171 125V124H170ZM175 125H176V123H175ZM183 125V124H182ZM253 125V124H252ZM140 126V125H139ZM146 124H145V128H146ZM157 126H159V124L157 125ZM157 126H156V129H157ZM162 126V125H161ZM160 126V127H161ZM164 126V125H163ZM162 126V127H163ZM167 126V125H166ZM197 126L198 127H200L198 124H197ZM259 126V125H258ZM133 127V126H132ZM142 127H144L143 125H142ZM150 127H152V126H150ZM168 127V126H167ZM170 127H172V126H170ZM176 127V126H175ZM175 127H173V129L175 128ZM197 127V128H198ZM207 127V126H206ZM135 128H136V123H135ZM148 128V127H147ZM146 128V129H147ZM166 128V127H165ZM169 128V127H168ZM197 128H195V129H197ZM227 128V127H226ZM261 128V127H260ZM145 129V130H146ZM149 129H151V128H148V130ZM158 129H159V127H158ZM157 129V130H158ZM161 129V128H160ZM163 129V128H162ZM162 129H161V131H162ZM172 129V130H173ZM232 129V128H231ZM141 130H142V128H141ZM170 130V129H169ZM175 130V129H174ZM177 130V129H176ZM175 130V131H176ZM193 130V129H192ZM212 130V129H211ZM255 130V129H254ZM117 131V133H115ZM135 131H137V129H135ZM140 131V130H139ZM142 131H144V130H142ZM142 131L141 132H139V133H142ZM147 131V130H146ZM145 131V132H146ZM164 131V130H163ZM171 131V130H170ZM235 131V130H234ZM246 131V130H245ZM258 131H259V129H258ZM138 132V131H137ZM136 132V133H137ZM149 132H151L152 134L154 133L153 131H149ZM158 132V131H157ZM247 132V131H246ZM147 133H148V131H147ZM166 133H168V132H166ZM173 133H174V131H173ZM222 133V132H221ZM231 133V132H230ZM240 133V132H239ZM115 134H117L118 135V139L116 138V135ZM145 134V133H144ZM148 134H150V133H148ZM159 134V133H158ZM163 134H165L164 132H163ZM197 134V133H196ZM228 135H229V133H227ZM232 134H233V132H232ZM136 135H138V134H136ZM135 135V136H136ZM154 135V134H153ZM153 135H151L150 134V136H153ZM157 135V134H156ZM185 135V134H184ZM264 135V134H263ZM144 136H146V135H144ZM207 136V135H206ZM226 136V135H225ZM230 136V135H229ZM155 137V136H154ZM162 137V136H161ZM160 137V138H161ZM194 137H195V135H194ZM196 137H198V136H196ZM203 137V136H202ZM209 137V136H208ZM116 138V139H115ZM140 138V137H139ZM141 138H143V140L144 139H146V138H148L149 139V136H147V137H141ZM157 138V137H156ZM159 138V139H160ZM165 138V137H164ZM163 138V139H164ZM173 138V137H172ZM179 138V137H178ZM185 138V137H184ZM231 138H232V136H231ZM245 138V137H244ZM261 138V137H260ZM147 139V140H148ZM151 139H152V137H151ZM155 138H153V140H154ZM158 139V140H159ZM166 139V138H165ZM207 139V138H206ZM225 139H227L226 137L224 138V136H223V134H221L219 137H218V145L221 147V145H222V147H221V149H226L228 146H226L225 148H224V146H223V144H226V145H228L229 143H228V139L225 141ZM230 139V138H229ZM233 139V138H232ZM115 140H118L117 142L115 141ZM130 140H131V142L133 141V140H135L136 142H137V144H138V149L137 150H133L134 148L131 146V148L129 147V146H127V144L130 142ZM168 140V139H167ZM169 140H172V139H169ZM169 140L168 141H166L165 140V142H169ZM208 140V139H207ZM258 140V139H257ZM128 141V142H127ZM141 141V140H140ZM149 141H152V140H150L149 139ZM155 141V140H154ZM153 141V144H154V147H155V145H156V148H157V140H156V142H154ZM160 141V140H159ZM161 141H162V139H161ZM192 141V140H191ZM203 141V140H202ZM230 141V140H229ZM225 142V143H224ZM228 144H227V143ZM240 142V141H239ZM127 143V144H126ZM133 143V142H132ZM132 143H129V144H132ZM145 143V142H144ZM150 143H152V142H150ZM162 143H164V141L162 142ZM174 142H170V144H173ZM216 143V142H215ZM251 143V142H250ZM258 143V142H257ZM134 144H136V143H134ZM136 144V145H137ZM149 144V143H148ZM165 144V143H164ZM169 143H167V145H168ZM176 144V143H175ZM174 144V145H175ZM179 144V143H178ZM188 144V143H187ZM241 144V143H240ZM211 145V144H210ZM264 145V144H263ZM117 146V147H116ZM148 146H151V145H148ZM164 146V145H163ZM178 146V145H177ZM177 146H176V148H177ZM162 147V146H161ZM167 147V146H166ZM219 147V148H220ZM240 147V146H239ZM243 147V146H242ZM131 150H130V149ZM133 148V149H132ZM164 148V147H163ZM170 148V147H169ZM172 148V147H171ZM175 148V147H174ZM182 148H184L183 146H182ZM181 148V149H182ZM189 148V147H188ZM236 148V147H235ZM235 148H233V149H235ZM159 149H161V148H159ZM157 150V151H160V150ZM166 149V148H165ZM164 149V150H165ZM181 149H180V151H181ZM213 149V148H212ZM212 149H210V150H212ZM215 149V148H214ZM164 150H161L163 153L165 152ZM169 150V149H168ZM172 150H174V149H171V150H169V151H172ZM176 151H177V149H175ZM174 150V151H175ZM185 150H186V152H185ZM228 150H229V148H228ZM238 150H239V148H238ZM238 150H236V151H238ZM258 150V149H257ZM153 151H155V153L153 152ZM168 151V152H169ZM178 151H179V149H178ZM188 150L186 149V148H184V150H183V152L184 153H182V156L180 157V165H179V169L176 171V167H174L175 169V172L173 171V176H172V174H171V178H174L173 180L175 181V182H173V184L172 185H170L171 187H173V188H171L172 190L173 189H177V191L179 192V191H181V192H184L185 193V197L186 196H188L189 197V195H186V194H190V193H193L194 194V192H196L197 194H199L200 196H202V197H204L205 198V194H209V195H207L206 196V198H205V201L207 200V202L211 199V197L213 196L212 194H210V188H208V189H206L207 188V186L209 187V185L210 184H205L206 182H208V180H209V177H211V176H208V174L206 175L207 176V178H205L204 179V177H205V172H204V169L206 168H204V165L203 166H201V170H200V167L197 165V167H198V169L200 170H198V169H196L197 167L195 166L196 165V162L194 161L195 159H193L192 160V158H194L192 155V157L190 156V154H188L189 152H187ZM245 151V150H244ZM249 151V150H248ZM254 151V150H253ZM259 151V150H258ZM162 152H160L161 154H163ZM182 152V151H181ZM190 152L192 153V150H190ZM221 152H223V151H221ZM225 152V151H224ZM172 154H173V151L171 152ZM177 152H175V154H176ZM229 152L227 151V154H228ZM237 153V152H236ZM241 153V152H240ZM160 154V155H161ZM165 154H167V152H165ZM163 155V156H166V155ZM169 154H170V152H169ZM168 154V155H169ZM171 154V155H172ZM226 154V153H225ZM226 154V155H227ZM159 155V156H160ZM174 155V154H173ZM178 155H181L180 153L179 154H177V157H178ZM224 155V154H223ZM233 155H235L234 153H233ZM162 156V155H161ZM206 156V155H205ZM225 156V155H224ZM223 156V157H224ZM167 157V156H166ZM172 157V156H171ZM174 157H175V155H174ZM179 157H178V159H179ZM161 158H163V157H161ZM168 159H169V156L167 157ZM199 158V157H198ZM226 158V157H225ZM224 158V159H225ZM231 158V157H230ZM240 158V157H239ZM261 158V157H260ZM171 159V158H170ZM175 159V158H174ZM178 159H176L177 161L176 162H178ZM232 159H234V157L232 158ZM249 159V158H248ZM256 159V158H255ZM229 160V159H228ZM228 160H226V161H228ZM252 160V159H251ZM147 161L149 162V163H147ZM171 161V160H170ZM238 161V160H237ZM145 162V163H144ZM166 162H167V160H166ZM222 162V161H221ZM143 163H144V166H143ZM163 163H164V160H163ZM169 163V162H168ZM225 163V162H224ZM228 163V162H227ZM238 163V162H237ZM145 164H147V165H150V166H146ZM164 164H166V163H164ZM171 164H173V163H171ZM178 164V163H177ZM177 164H176V166H177ZM198 164V163H197ZM233 164V163H232ZM259 164V163H258ZM163 165V164H162ZM202 165V164H201ZM215 165V164H214ZM216 165H219V163H216ZM146 166V167H145ZM173 166H175V165H173ZM144 167V168H143ZM148 167V168H147ZM150 167L152 168V169H150ZM161 168L159 171H158V168ZM170 167V166H169ZM196 167V168H195ZM211 167V166H210ZM220 167V166H219ZM256 167H257V165H256ZM145 168H147V169H149V172L152 170V172H147V174L149 175L148 176V178H147V176H146V173H145V171H148V170H144ZM215 168H217V167H215ZM171 169V168H170ZM194 170V171H193ZM219 170V169H218ZM224 170H225V168H224ZM246 170V169H245ZM164 171H166V170H164ZM163 171V172H164ZM198 171V173H199V175H201L202 176V174H200V173H202V172H204V177L202 178L201 176H199V175H197V176H195V174H196V172ZM202 171V172H201ZM220 171V170H219ZM172 172V171H171ZM207 172V171H206ZM222 172V171H221ZM246 172V171H245ZM211 173V172H210ZM233 173V172H232ZM165 174H166V172H165ZM223 174V173H222ZM168 175H169V173H168ZM212 176H213V178H215L214 177V174H211ZM219 175V174H218ZM228 175V174H227ZM254 175V174H253ZM199 176V177H198ZM215 176H217V175H215ZM220 176H221V178H223L222 177V175H221V173H220ZM219 176V177H220ZM230 176V175H229ZM167 177H170V176H166V178ZM198 177V178H197ZM202 179H201V178ZM225 177H227V176H225ZM224 177V178H225ZM258 177V176H257ZM165 178V179H166ZM200 181V182H203L204 184L202 185V183H201V185H202V187L203 186H206V187H204V188H200V183H199V181L197 180V179ZM200 178V179H199ZM212 178V179H213ZM227 178H229V177H227ZM136 180V182H138V183H134L133 184V186L136 184L137 186L136 187H138V189L137 188H135V186L133 187L132 186V180ZM204 179V180H203ZM211 179V178H210ZM217 179H219V178H217ZM242 179V178H241ZM194 180H195V183H194ZM196 180L198 181V183H196ZM202 180V181H201ZM207 180V181H206ZM215 180V179H214ZM151 181H153V182H151ZM216 181V180H215ZM214 181V182H215ZM146 182V183H145ZM148 182V183H147ZM152 183V185H153V183L157 186V188H156V186L154 187V185H153V188H156V190L158 191H153V193L155 192L156 194H153L152 193V189L150 188H146L147 186H145L144 188L146 189V192H144V189H143V185H147V184H150L149 186H151L152 187V185H151V183ZM163 182V181H162ZM164 182H166V181H164ZM163 182V183H164ZM217 182V181H216ZM226 182V181H225ZM228 182H229V180H228ZM7 183H9L8 185H7ZM162 183V184H163ZM210 183V182H209ZM212 183V182H211ZM219 183V182H218ZM129 184H130V186H132L131 188H134V190L132 191L131 189H129ZM175 184V185H174ZM195 184L196 185H199V188L202 190L201 192H203V194L200 192V189H199V191H198V189L196 188V186H195ZM213 184V183H212ZM216 184V183H215ZM222 184V183H221ZM231 184H233V183H231ZM165 185V184H164ZM176 186V187H174V186ZM235 185V184H234ZM240 185V184H239ZM101 186H103L104 187V190L102 189V187ZM148 186V187H149ZM159 186V187H158ZM216 186V185H215ZM218 186V185H217ZM229 186V185H228ZM100 187H101V192L99 193L98 192V190H100ZM219 187V186H218ZM223 187V186H222ZM239 187V186H238ZM247 187H249V186H247ZM70 188H72V189H78V191H83V192H80V194L82 193H84L85 192V194L86 195H88L89 197L91 196H94L93 198L95 199V197H97V194L99 195V197H100V195H101V197H102V195H103V200L104 201H102V203H101V200L102 199H99V197L96 199V200H100V202H96V204H101V206L100 207H102V204L104 203V205L106 206H108V207H110V210H111V213L109 214L108 212L110 211V210H107V206L105 207L104 205V207H105V210H106V212H104L105 210H101V212H97V213H102L103 212V215L102 216H108L109 218H107V219H110V215H112V214H114L113 212H114V208L115 209H117L115 212H117L118 210V213H115V215L117 216H115V215H112V217H113V221L111 220H106V222H104V223H106V227H108V224H109V227H110V230H111V226H113V227H115L116 229H118V231L116 230V232L118 233V232H121L120 233V236L121 235H124V237H125V239H126V237H127V240L125 241V242H127V241H129L130 242V239L131 238H133V235H135L134 236V240L132 241V243H134V241H135V243L134 244H139L140 246V248H136L135 247V245H134V247L136 248H133V249H135V250H131V246H133V244L130 246V250L133 252V254H132V252H130L129 250H127V252H129V253H131V254H129V256H128V254H125V252L124 253H122L124 250L126 251V249H124V245H127V244H124L125 242H124V240L125 239H123L122 237H121V239L122 240H120V236L119 235H117V238H118V236H119V239H115L114 238V240H115V242L117 243V242H119V241H117V240H120V241H122V242H124L123 244H119V247L120 248H122V252L121 251H119V252H121V254H120V256L118 257V255H119V253L117 254V258H118V260H115V259H117V258H114V254H112V252L114 251V250H119L120 248L118 247V245L117 244H115V242L114 243H111L110 245H113L114 246V244L117 246V248H115V249H112V246H110L108 243H109V239H108V237L109 236H105L104 238H105V240L107 241V239L109 240V241H101V239L100 240H98L97 238H96V236H93L94 234H96V232L97 231H99L100 229H98L97 228V220L99 221V219L100 220H103L102 218H105V216L104 217H102V218H100V216L98 217V216H96V214H95V216L96 217H94V218H96V222H95V225H96V227H95V225L93 224L94 222V218H93V215H92V220L93 221H91V222H93L92 224H93V226L92 227H90V223L88 224V222L87 223H85V225L84 224H82L83 225V227H82V225H81V223L80 222H78L77 221V223L79 224H76V223H74L72 220H73V217H74V219H75V216H76V214H75V216L74 215H71V214H69V213H71V212H69V211H71V210H67V209H69L70 208V206L68 205V206H66V208L67 209H65V207L64 206H62V204L60 203L61 202V200L60 199H64V197L63 196H65V194H68L67 193V191L69 190L70 191ZM216 188V187H215ZM215 188H213V189H215ZM221 188V187H220ZM219 188V189H220ZM224 188H227V187H224ZM223 188V189H224ZM231 188V187H230ZM135 189H137L138 190V195H137V198H136V200L134 199V201H132L131 200V196L133 197V198H135L134 197V195L133 194H131V192H133L134 193V191H135ZM160 189V190H159ZM203 189L205 190V191H203ZM212 189V190H213ZM222 189V188H221ZM131 190V191H130ZM142 190H143V192H142ZM149 190V192H151L153 195H155V196H152V197H148V196H150V194L148 195L147 193V191ZM171 190V191H172ZM207 190H209V191H207ZM226 190H228V188L226 189ZM231 190V189H230ZM234 190V189H233ZM242 190V189H241ZM72 191V190H71ZM74 191H77V190H74ZM102 191H106V193H105V197H104V192L102 193ZM130 191V192H129ZM176 191V190H175ZM224 191V190H223ZM237 191V190H236ZM247 191V190H246ZM158 193L157 195H159L160 194V196L162 195L161 193ZM174 192V191H173ZM181 192H179V194H181V197L183 198L184 196L182 195V194H184V193H181ZM205 192H208V193H205ZM212 192V191H211ZM216 192V191H215ZM214 192V193H215ZM226 192V191H225ZM233 192V191H232ZM238 192V191H237ZM241 192V191H240ZM70 193H72V195L71 196H74V195H77L76 194V192H74V195H73V192H70ZM78 193V192H77ZM102 193V194H101ZM137 193V192H136ZM135 193V194H136ZM142 193L145 195V196H147V198H145V196L143 197L142 196ZM171 193V192H170ZM176 195V197L178 196V199L177 200H179V202L176 200V198H175V196H173L172 194H168L171 198H173L174 200H175V202L177 201L179 204H182V200L183 199H181V201H180V196H179V194L178 193H176V192H174ZM173 193V194H174ZM221 193V192H220ZM219 192H218V194H220ZM234 193V192H233ZM242 193V192H241ZM61 194H64L63 196L61 195ZM81 194V196H83L84 198L86 197L85 196V194L84 195H82ZM178 194V195H177ZM222 194H224V192L222 193ZM228 194V193H227ZM60 195L63 197V198H61L60 197ZM172 195V196H171ZM245 195H248L247 193L245 194ZM68 196H69V194H68ZM67 195L65 196V199H64V201H69L68 199H70L69 197H68ZM78 196H80V195H78ZM78 196H74V197H76L77 199L78 198H80V197H78ZM160 196H158V197H160ZM190 196H192V197H194L193 195H191L190 194ZM239 196V195H238ZM251 196V195H250ZM58 197H60V199H58ZM83 197H81V200H82V198ZM88 197V198H89ZM91 197H90V199L89 200H91ZM162 197V198H161ZM160 198H159V200L160 201H158V198H157V201L158 202H154V203H159V205H160V202L161 201H163V200H161V199H163L165 196H161ZM170 197H168V199L170 200ZM184 197V198H185ZM192 197H190V199H186V201L188 202L189 201V203L187 204V202L185 201V199H184V201L186 202H183V203H185L186 205H188V206H184V204H182L185 208H182V207H180V206H182V205H180L179 207L176 205L177 204V202L176 203H173V201L174 200H170V201H172V203L175 205V207L177 208L176 209V211L174 212V214L177 212H179L178 211V209H181L180 210V212H179V214L180 215H182V214H184L183 213V211H185V209L186 208H188L190 205H191V202H192ZM196 197V196H195ZM198 197V196H197ZM207 197H209L210 199H208ZM228 197V196H227ZM232 197V196H231ZM241 197H243V196H241ZM245 197V196H244ZM243 197V198H244ZM247 197V196H246ZM258 197V196H257ZM14 198H16V199H18V201H15V199ZM76 198H73L72 197V199H76ZM84 198H83V200H84ZM87 198V197H86ZM85 198V199H86ZM142 198L144 199L143 201H144V204H146V205H143V201H142ZM153 199V201H155L156 199ZM187 198V197H186ZM225 198V197H224ZM230 198V197H229ZM72 199H70V201H74V200H72ZM75 200L73 203H77L78 202V200ZM165 199H167V196H166V198H164V201H165ZM197 199V198H196ZM200 199H202V201L203 202H205L204 200H203V198H199L198 200H200ZM213 199V198H212ZM236 199H238V198H236ZM245 199V198H244ZM248 199V198H247ZM249 199H250V197H249ZM59 200H60V202H59ZM95 200V201H96ZM191 200V201H190ZM239 200V199H238ZM77 201V202H76ZM94 201V200H93ZM151 201V200H150ZM153 201H151V203H153ZM170 201H168V202H170ZM201 201V204L199 203V205L200 206H203V207H199V208H203L204 210H205V212L204 211H200V212H204L205 214H207V209H205V207L206 206H208V203H207V205H205V204H203V202ZM213 201H214V199H213ZM216 201V200H215ZM214 201V202H215ZM223 201H225V200H223ZM230 201V200H229ZM251 201V200H250ZM249 201V202H250ZM63 202V201H62ZM88 202V201H87ZM166 202H167V200H166ZM167 202V203H168ZM181 202V203H180ZM212 203L213 204V202H212V200H210L209 201V203ZM218 202V201H217ZM220 202V201H219ZM227 202V201H226ZM231 202V201H230ZM246 202V201H245ZM71 203V202H70ZM72 203V204H73ZM90 203H91V201H90ZM148 203H150V202H148ZM196 203V202H195ZM206 203V202H205ZM237 203V202H236ZM248 203V202H247ZM66 204V203H65ZM130 204H132V206H134V208H138L137 209V211L138 210H141L140 212L143 214V222L142 221H140L139 220V218L140 217H138L137 215H142L140 212L138 213L137 211H135L137 214H136V216L138 217H136L137 218V220H136V218H134V220H132L133 221V223L135 224V222H137L138 220H139V222H137L138 224H135V225H133V227H132V225H131V221H129L128 220V218L130 217L129 216V212H130V215H133L132 213L134 212L132 209V211L131 210H129L128 211V209L130 208ZM162 204H163V202H162ZM164 204L166 205V203L164 202ZM163 204V205H164ZM178 204V205H179ZM190 204V205H189ZM194 204V203H193ZM238 204V203H237ZM67 205V204H66ZM74 205V204H73ZM89 205H92V203L91 204H89ZM130 205V206H129ZM168 205V204H167ZM172 205V204H171ZM171 205H169V206H171ZM214 205V204H213ZM217 205V204H216ZM46 206H51V208L49 209V211H47V210H43L44 208H46ZM98 206V205H97ZM131 206V207H132ZM144 207V208H141V207ZM146 206V207H145ZM151 206H153V204L151 205ZM162 206V205H161ZM161 206H156L157 208H159V207H161ZM169 206H168V208H169ZM193 206V205H192ZM197 206V205H196ZM220 206V205H219ZM218 206V207H219ZM229 206V205H228ZM234 206V205H233ZM248 206V205H247ZM255 206V205H254ZM77 207V206H76ZM103 207V208H104ZM111 207H112V209H111ZM129 207V208H128ZM164 207H166V206H164ZM174 207V206H173ZM174 207V208H175ZM198 207V206H197ZM217 207V208H218ZM235 207H236V205H235ZM244 207V206H243ZM48 208V207H47ZM72 208H75V206H71V208L70 209H72ZM92 208V207H91ZM95 208H96V206H95ZM153 208V210H154V208L155 207H151V209ZM156 208V209H157ZM167 208V209H168ZM189 208H191V206L189 207ZM194 208H195V205H194ZM84 209V208H83ZM87 209V208H86ZM93 209V208H92ZM101 209V208H100ZM99 209V210H100ZM109 209V208H108ZM143 209V210H142ZM150 209V208H149ZM159 209H161V211H162V208H159ZM164 209H166V208H164ZM182 209H184V210H182ZM193 209V208H192ZM191 209V210H192ZM202 209V210H203ZM227 209V208H226ZM238 209V208H237ZM8 210V211H7ZM41 210H43V211H41ZM53 210H54V213H53ZM76 210V209H75ZM78 210V209H77ZM112 210H113V212H112ZM152 210V211H153ZM169 210V211H168ZM167 211L168 212H171L170 211V209H168ZM174 210V209H173ZM172 210V211H173ZM187 210V209H186ZM188 210H190V209H188ZM209 210V209H208ZM228 210V209H227ZM91 210H89L88 211V213L90 212ZM148 211V210H147ZM157 211V210H156ZM165 212H166V210H164ZM207 211V212H206ZM232 211V210H231ZM240 211V210H239ZM238 211V212H239ZM52 212V213H51ZM72 212H74V211H72ZM76 213H77V215H79V212H77V211H75ZM85 212H86V210H85ZM84 211H82V213H84V214H86V215H88L87 213H85ZM121 212V213H120ZM134 212V213H135ZM144 212V211H143ZM151 211H149V213H150ZM188 212H190V211H187V213ZM195 212V211H194ZM198 212V211H197ZM233 212V211H232ZM237 212V211H236ZM91 213V212H90ZM94 213V212H93ZM92 213V214H93ZM106 213V214H105ZM153 212H151L150 214H152ZM158 213L159 214H161V215H165L166 213H162V212H160V211H158ZM186 213V212H185ZM193 213V212H192ZM192 213L190 214V216L192 215ZM204 213H202V215H201V213H200V215H199V217H201V218H206V216L207 215H203ZM233 213H235V212H233ZM255 213H257V212H255ZM81 214V213H80ZM107 214H109V215H107ZM118 214V215H117ZM154 214H155V211H154ZM152 214L153 216H156V217H153V216H149V217H152V218H154V219H152V221H153V223L154 222H156V221H154V220H158V219H160V218H162V216L161 215H159V214ZM168 215H169V213H167ZM166 214V215H167ZM173 213H171V216H172V218H173V215H172ZM178 214V215H179ZM195 213H193V215H194ZM53 215H55V218L53 219L52 218V216ZM68 215H70V216H68ZM91 215V214H90ZM90 215H89V218H90ZM122 216V218H121V216ZM135 215V214H134ZM134 215H133V217H134ZM165 215V222H168V218H167V216ZM185 215L187 216V217H189L188 215L189 214H184V216H180V218H186L185 217ZM196 215H197V213H196ZM253 215V214H252ZM251 215V216H252ZM72 216V218H71V223H69V224H66V225H64L62 228H63V232L61 231V234L63 235V237L64 238H61V237H56L55 236V233H56V231H57V226H56V223H59V222H62L66 217H71ZM82 216H85V215H83L82 214ZM81 216V217H82ZM158 216H160V217H158ZM176 216V215H175ZM203 216V217H202ZM205 216V217H204ZM87 217V216H86ZM86 217H83V220L86 218ZM98 217V218H97ZM111 217V218H112ZM118 217H120V218H118ZM177 217V216H176ZM179 217V216H178ZM177 217V218H178ZM197 217V216H196ZM210 217V216H209ZM86 219V220H90V219ZM121 219V221L120 220H118V222H117V219ZM132 218V217H131ZM155 218H157V219H155ZM171 218V217H170ZM176 218V219H177ZM191 218H192V216H191ZM253 218V217H252ZM52 219V220H51ZM81 219V218H80ZM116 219V221H114ZM149 219V218H148ZM163 219H164V216H163V218L161 219L162 220V222L164 223V221H163ZM181 219V220H182ZM187 219V218H186ZM185 219V220H186ZM189 219V218H188ZM195 219V218H194ZM197 219V218H196ZM220 219V218H219ZM246 219H249V217L248 218H246ZM257 219V218H256ZM49 220H51L52 221V223L51 224H48L49 222ZM76 220V219H75ZM136 220V221H135ZM161 220H158V221H161ZM167 220V221H166ZM172 220V219H171ZM185 220H182V221H184L185 223H186V221ZM193 220V219H192ZM200 220V219H199ZM206 219H201V221H202V223H203V221H205ZM211 220H212V217H211ZM69 221V220H68ZM104 221V220H103ZM103 221H102V223L101 222H98V223H101V224H104L103 223ZM108 221V222H107ZM129 221V222H128ZM172 221H174V220H172ZM179 222L180 220H175V222ZM200 221V222H201ZM246 221V220H245ZM48 222V223H47ZM140 222H142V223H140ZM144 222H146V224H144ZM161 222V223H162ZM181 222V221H180ZM184 222H182V223H184ZM190 222V221H189ZM197 222V221H196ZM200 222H197V223H200ZM213 222V221H212ZM215 222V221H214ZM250 222V221H249ZM254 222V221H253ZM84 223V222H83ZM108 223V224H107ZM132 223V224H133ZM140 223V224H139ZM152 223V224H153ZM170 223V222H169ZM181 223V224H182ZM202 223H201V226H203L202 225ZM208 223V222H207ZM257 223V222H256ZM64 224H65V222H64ZM88 224V225H87ZM91 224V225H92ZM141 224H143V225H141ZM155 224V223H154ZM153 224V225H154ZM157 224V223H156ZM180 224V225H181ZM190 224V223H189ZM193 224H194V222H193ZM206 224V221H205V223H204V225ZM99 225V224H98ZM105 225V224H104ZM141 225V226H140ZM148 225H150V224H148ZM152 225V226H153ZM169 225V224H168ZM176 225V224H175ZM188 225V224H187ZM208 225V224H207ZM252 225V224H251ZM257 225H258V223H257ZM263 225V224H262ZM80 228H85V230H89V229H91V228H93L92 230H93V232L95 231L94 230V228H96V232H94V234L93 235H91L92 233H90V235H87L86 234V232L87 231H82L83 233H85L84 235H83V233H81V231H80V229H79V227ZM85 226V227H84ZM87 226H89V228H86ZM101 226H103V225H101ZM131 226V227H130ZM163 226H164V224H163ZM162 226V227H163ZM171 226V225H170ZM199 226V225H198ZM201 226H199V228L201 227ZM227 226V225H226ZM150 227V226H149ZM154 227H156V229H155V232H158L159 230L161 231V229H158V231H156L157 230V226H155L154 225ZM153 227V228H154ZM159 227H161V226H159ZM161 227V228H162ZM182 229L184 228L185 229V224L183 225L182 224ZM188 227V226H187ZM186 227V229L185 230H191L190 229V227H188L187 228ZM196 227V226H195ZM207 227V226H206ZM247 227V226H246ZM254 227V226H253ZM256 227V226H255ZM254 227V228H255ZM258 227V226H257ZM260 227V226H259ZM60 228H61V226H60ZM61 228V229H62ZM99 228H100V226H99ZM102 228V227H101ZM115 228H112V229H114V231H115ZM146 228V227H145ZM144 228V229H145ZM199 228H197V229H199ZM202 228H204V226L202 227ZM211 228V227H210ZM214 228H216V226H214ZM231 228V227H230ZM248 228V227H247ZM251 228V227H250ZM105 229V228H104ZM136 229L137 228H135V231H136ZM147 229V228H146ZM149 229V228H148ZM148 229L146 230V231H148ZM180 229V228H179ZM181 229V231L183 232L184 231V229L182 230ZM196 229V230H197ZM263 229V228H262ZM59 230V229H58ZM81 230H84V229H81ZM133 230V229H132ZM138 230V229H137ZM167 230H168V228H167ZM172 230V229H171ZM170 230V231H171ZM177 230V229H176ZM187 230V231H188ZM193 230V229H192ZM201 230V229H200ZM207 230V229H206ZM216 230H218V229H216ZM224 230V229H223ZM253 230V229H252ZM251 230V231H252ZM91 231V230H90ZM141 231V230H140ZM149 231H152L151 229L149 230ZM148 231V232H149ZM180 231V230H179ZM179 231H177V237H176V235L174 234V237H173V240H174V242L176 241V240H178V236H179V233L181 234L180 236H182L181 238H180V240H181V242L183 243H180V242H178V244L179 245H181V246H177L178 244H177V242H176V249H175V252H177L176 254L178 255V256H174L175 255V252L173 253L172 251H174V250H171L170 248H174V247H172V241L169 243V245H171L170 247L168 246V243L166 242V244L167 245H165V246H168V247H165V248H167V249H165V248H163V249H165V250H171L170 251V253H168V254H170V255H163V249L161 250V249H158L157 248V246L156 245H158V242H159V244L161 243L160 241H157L156 239V237H160V236H158V235H156V233L153 235L154 236V240L153 241H155L156 240V244H155V251L157 250V251H159V252H161V253H159V254H161V256H159V259L163 256V258H164V260H167L168 259V261L167 262H169V264L170 263H177L178 261L179 262H181V260L182 261H188V262H184V263H182V264H187V263H190L191 262V264H193L192 263V261H190V260H192L193 258V255L192 254H198V255H202L203 256V254L202 253H206V256L204 255V257L206 258V257H208V254H207V252H205L204 250H205V247L207 246H205L204 247V245L201 243V244H197V242L200 240V238L202 237V232H206V231H201V234L202 235H200V236H198L199 234H197L196 233V231H195V233L197 234H193V233H190L191 231H189V234H193V235H191V237H190V235H188L187 236V233H185V232H183V234L181 233V231L179 232ZM199 231V230H198ZM210 231L212 232V228L210 229ZM215 231V230H214ZM230 231V230H229ZM248 231V230H247ZM251 231H249V232H251ZM257 231V230H256ZM66 232V233H65ZM92 232V231H91ZM109 232V231H108ZM112 233H113V231H111ZM110 232V233H111ZM114 233V236H115V234H117V233ZM138 232V231H137ZM143 232V231H142ZM145 232V231H144ZM176 232V231H175ZM217 232V231H216ZM88 233H89V231H88ZM100 233V232H99ZM150 233V232H149ZM147 234V238H148V240H149V243H154L151 239H149V237H150V234ZM159 233V232H158ZM157 233V234H158ZM171 233V232H170ZM200 233V232H199ZM215 233V232H214ZM225 233L226 232H224V235H225ZM258 233H260V232H258ZM257 233V234H258ZM60 234V233H59ZM106 234V233H105ZM104 234V235H105ZM107 234H109V233H107ZM119 234V233H118ZM130 234V235H129ZM133 234V235H132ZM173 234V233H172ZM236 234H238V232L236 233ZM262 234H263V231H262ZM61 235V236H62ZM97 235V234H96ZM131 235H132V237H131ZM159 235H161V233H159ZM187 236V237H183V236ZM207 235H208V233H207ZM218 235V234H217ZM59 236V235H58ZM67 236V237H66ZM99 236V234L97 235V237ZM113 236V234H112V237H114ZM129 236V237H128ZM136 236H138V237H136ZM143 236V234H141V237ZM192 236H195V238H199V240H197V242H195L196 244H197V247H195L196 246V244L194 243V241H196V239L194 240V239H192ZM198 236V237H197ZM214 236V235H213ZM212 236V237H213ZM226 236H228V233L226 234ZM246 236V235H245ZM263 236V235H262ZM10 237V236H9ZM106 237H107V239H106ZM131 237V238H130ZM145 237V236H144ZM145 237V238H146ZM152 237V236H151ZM177 239H176V238ZM207 237V236H206ZM209 237H211V236H209ZM220 237V236H219ZM244 237V236H243ZM249 237V236H248ZM264 237V236H263ZM102 238H103V236H102ZM104 238L102 239V240H104ZM110 238V237H109ZM130 238V239H129ZM136 238V239H135ZM143 238V237H142ZM141 238V239H142ZM144 238V239H145ZM183 238H184V240H183ZM186 238V239H185ZM189 238H191V241L193 242V246L195 247H192V245L191 244H189V243H192L191 241L190 242H188L189 241ZM240 238V237H239ZM260 238V237H259ZM66 239H68V240H66ZM169 239H172L171 237L169 238ZM176 239V240H175ZM202 239H204V238H202ZM111 240H113V238H111ZM132 240V239H131ZM138 240V239H137ZM162 241H163V239H161ZM179 240V241H180ZM205 240V239H204ZM214 240H216L215 239V237H214ZM237 240V239H236ZM255 240H257V239H255ZM260 239H258L256 242H258ZM263 240V239H262ZM15 240H14V242H16ZM67 241H69V242H67ZM145 241V244H144V249H147V247L145 246V245H149V243L148 242H146L147 240H144ZM151 241V242H150ZM207 241H208V239H207ZM212 241V240H211ZM226 241V240H225ZM228 241H229V239H228ZM238 241V240H237ZM242 241V240H241ZM248 241V240H247ZM246 241V242H247ZM4 242V243H3ZM12 242H13V240H12ZM122 242H120V243H122ZM164 242H165V240H164ZM188 242V243H187ZM128 243V242H127ZM198 243H200V242H198ZM208 243H210V242H208ZM217 243H218V241H217ZM226 243V242H225ZM224 243V244H225ZM228 243H230V242H228ZM238 243V242H237ZM240 243V242H239ZM250 243V242H249ZM128 244H130V243H128ZM137 244H136V246H137ZM189 244V245H188ZM195 244V245H194ZM211 244H212V242H211ZM213 244H214V242H213ZM216 244V243H215ZM214 244V245H215ZM261 244V243H260ZM11 245H13L12 243H11ZM16 245V246H17ZM122 247H121V246ZM162 245V244H161ZM161 245L159 246L160 248H161ZM164 245H163V247H164ZM188 245V246H187ZM199 245L201 246V247H199ZM203 245V246H202ZM238 245V244H237ZM245 245V244H244ZM85 246H87L89 249H86V247ZM115 246V247H116ZM153 244L151 245V248L149 249L150 251H152V253H154V250H153ZM191 247L189 250H188V248L187 247ZM222 246V245H221ZM236 246V245H235ZM242 246V245H241ZM255 246V245H254ZM6 247H8V249L6 248ZM83 247H85V249H83ZM127 246H125V248H126ZM128 247H129V245H128ZM127 247V248H128ZM142 247V248H143ZM150 247V246H149ZM204 249H203V248ZM209 247V246H208ZM216 247V246H215ZM229 247H230V245H229ZM232 247V246H231ZM230 247V248H231ZM246 247V246H245ZM253 247V246H252ZM0 248H1V246H0ZM157 248V249H156ZM211 248V247H210ZM227 248H228V246H227ZM235 248V247H234ZM239 248V247H238ZM241 248V247H240ZM244 248V247H243ZM247 248V247H246ZM260 248V247H259ZM66 249H68L67 251H66ZM144 249H143V251H144ZM152 249V250H151ZM194 249V250H193ZM195 249H198L197 251H199L200 252V249H203V250H201V252L202 251H204V252H200V253H194V252H196L195 251ZM236 249V248H235ZM234 249V250H235ZM245 249V248H244ZM113 250V251H112ZM121 250V249H120ZM148 250V249H147ZM147 250H145V253H146V251ZM165 250H164V252H165ZM176 250H178L180 253H178V251H176ZM208 250V249H207ZM215 250V249H214ZM0 251V252H1ZM149 251V254L151 253ZM188 251H189V253H188ZM193 251V252H192ZM219 251V250H218ZM218 251H217V253H218ZM221 251V250H220ZM237 251V250H236ZM241 251V250H240ZM243 251V250H242ZM117 252V251H116ZM169 252V251H168ZM171 252H172V254H174L173 256H174V259H172V254H171ZM238 253H239V251H237ZM114 253V252H113ZM142 253H144V252H142ZM141 253V254H142ZM148 253V252H147ZM150 254V259H151V256H153V254ZM156 253H158V252H156ZM156 253H154V255L155 256H153L152 258H155V257H157V255H159V254H157L156 255ZM190 253H192V254H190ZM242 253V252H241ZM67 254H71L72 255V257L71 258H69V259H67L66 258V255ZM112 254V255H111ZM123 254V259H122V257H121V255ZM124 254L127 256L126 258L127 259H124ZM135 254V255H134ZM140 254V257H143L142 255ZM149 254H148V256H149ZM165 254H166V252H165ZM179 254H180V256L181 257H179ZM190 254V255H189ZM210 254V253H209ZM232 254V253H231ZM233 254H236L237 255V253H233ZM240 254V253H239ZM262 254V253H261ZM134 255V256H133ZM197 255V257H195V261L196 262H198L199 264H200V256H198ZM226 255V254H225ZM255 255V254H254ZM260 255V254H259ZM264 255V254H263ZM97 257V258H95L94 259V257ZM137 256H138V254H137ZM167 258V256H168V258L167 259H165V257ZM192 256V257H191ZM211 256V255H210ZM215 256H216V253H215ZM218 256V255H217ZM222 256V255H221ZM238 256H240V255H238ZM236 257V258H240V257ZM120 257H121V259H120ZM171 257V258H170ZM178 257V259H176V258ZM189 257H191L192 259H190ZM213 257V256H212ZM211 257V258H212ZM232 257H234V256H232ZM74 258H78L77 260H74ZM114 258V259H113ZM130 258V257H129ZM136 258V257H135ZM138 258H139V256H138ZM145 258V260H147L149 257H144ZM158 258V257H157ZM157 258L154 260V259H151V260H153V262L155 261V264H161V261L163 260V258L159 261V259L157 260ZM170 258V259H169ZM183 258V259H182ZM189 258V259H188ZM199 258V260L197 261L196 259H198ZM203 258V257H202ZM201 258V259H202ZM204 258V259H205ZM209 258V257H208ZM225 258V257H224ZM242 258V257H241ZM263 258V257H262ZM261 258V259H262ZM82 259H84V260H82ZM139 259H141V258H139ZM139 259H136V260H138L139 261ZM176 259V260H175ZM180 259V260H179ZM222 259V258H221ZM232 259V258H231ZM255 259V258H254ZM132 259H130V261H131ZM144 260V259H143ZM213 260V259H212ZM215 260H217V259H215ZM251 260V259H250ZM253 260V259H252ZM133 261V260H132ZM134 261H135V259H134ZM142 261V260H141ZM156 261H158L157 263H156ZM175 261V262H174ZM177 261V262H176ZM202 261H204L203 263L204 264H207V263H205L206 261L205 260H203L202 259ZM232 261V260H231ZM241 261V260H240ZM137 262V261H136ZM135 262V263H136ZM145 263L147 262L148 264H149V262L150 261H144ZM152 262V263H153ZM166 261L164 262V261H162V263L163 264H166L167 263ZM178 262V264H181V263H179ZM214 262V261H213ZM216 262V261H215ZM224 262V261H223ZM263 262V261H262ZM1 263V262H0ZM131 263H133V262H131ZM142 263H143V261H142ZM151 263V264H152ZM202 262H201V264H203ZM210 263H212V262H210ZM218 263V262H217ZM222 263V262H221ZM229 263V262H228ZM231 263V262H230ZM233 263V262H232ZM242 263V262H241ZM256 263H258V262H256ZM139 264H141V262H139ZM144 264V263H143ZM168 264V263H167ZM195 264V263H194ZM197 264V263H196ZM240 264V263H239ZM248 264V263H247Z\"/></svg>","mask_w":264,"mask_h":264},{"label":"rangeland","instance_id":"rangeland-1","mask_svg":"<svg viewBox=\"0 0 264 264\" xmlns=\"http://www.w3.org/2000/svg\"><path fill=\"white\" fill-rule=\"evenodd\" d=\"M5 1V0H4ZM8 1V0H7ZM6 1V2H7ZM20 2V0H16L15 1V4H17L16 2ZM21 1H23V0H21ZM25 1V0H24ZM31 1V0H30ZM29 0H26L25 2H30ZM33 2H34V0H32ZM37 0H35V2H36ZM39 1V0H38ZM43 1V0H42ZM42 1L39 3V2H37V3H39V6L40 7H42L41 5L44 3H42ZM52 1H54V0H52ZM51 0L50 1H45V2H49L48 4H50V2H52ZM60 1V3H58V1L56 0V2L58 3L57 5H56V3L55 2H53V3H51L50 5H53L54 4V8H58L59 9V6H60V9H61V11H62V9H64V6L66 5V4H68V6H69V3H66V2H70V0H68V1H66L65 0V2H61V1H64V0H59ZM80 3H79V5L80 6H82V7H80V8H78L79 6H78V2H77V6L75 5L76 3V0H75V2H73V0L71 1V2H73V3H71L70 4V7H67V5H66V7H67V10H66V7H65V10L68 12V15H69V9H71V8H73L74 9V12H72L73 13V15L74 16H72V13H70V17L68 16V18H69V20H67L68 18L66 17H63L62 15V13L65 11H63L62 13H61V16H60V19H61V21L64 23H62L63 24V26H65L66 28H67V30L65 29V27L63 28V26H60V25H58V28H57V26H56V24H55V26H56V28L57 29H59L60 27H62V28H60L59 30H61L60 31V33L61 32H64L65 30V32L64 33H57V32H55V31H57V29L56 30H54V29H52V28H50L49 26H51V27H54L55 28V26L54 25H52L51 23H50V20L51 19H54L56 16H58L59 17V12H61L60 11V9H59V12L58 11H56V10H52L53 12V14L51 15L50 13H51V10L49 9V7H47V6H49V5H47V3H46V5L47 6H43V9L45 8V7H47L48 9H49V11H50V13L49 14H45L46 16H44V12H46V11H48V9L45 11V9H44V12H41V11H43L42 9H41V11L39 10L40 9V7L38 6V5H36V8H37V6L39 7V9L37 10H34L35 12H37V13H39V14H37V13H35L34 15H36V16H38V18L40 19V17H39V15H40V12L43 14V16H44V18H45V20H47L46 18H48L49 20V22L48 21H45L46 22V24H48V25H46V27L48 26V29L50 30V29H52V32H54L53 34L52 33H50V34H52V35H50V37H55L54 39H56V45L55 44H53L54 42H50V41H53L52 40V38L50 39V41L48 40L50 37H49V32H51V31H49L48 29L46 30V31H44L42 28H41V30L39 29V31L35 28V29H33L34 31H33V33L35 32V30H37L36 32V35H38V36H36V35H34V37H39V38H37L38 39V41H37V39H35V41H37V43L38 42H40V40H41V42L43 41V39L42 38H45V40H46V38H47V40L51 43V47L50 46H48L49 45V43H47L48 41H46V42H44L46 45H47V47H49V48H47L46 47V49L44 48L45 46H43V49H45V50H47L48 52V54L51 56L52 54H54L55 52V56L57 57L58 56V59L57 60H61L62 61V58L65 56V54L67 55V58H71L70 59V61H68L67 60V58L66 57H64V59H63V61L65 62V64H67V66L66 67H68L73 61V63L75 64L76 63V65H73V66H77L78 64H79V68H78V66L75 68V67H71V65L68 67L69 69H76L75 71L76 72H78L79 73V70L78 69H80V72L82 71L81 69L84 67V69H83V71L85 70V69H87V67H89L87 70L88 71H93L92 73H93V75H92V73H89L88 75H83V74H87V73H84L85 71L87 72V70H85L83 73L81 72L79 75H81L82 74V78H83V80H81V82L84 84V89H83V93L85 94H83V96L85 97V98H87V99H89V100H92L93 98H95V101L96 100H98L97 101V105L96 106H98L97 108H99V111H100V114L102 115L103 113H104V115H105V112L107 113V111L108 112H110L111 113V111H109V110H111L112 109V111L114 112V114H115V116L113 115V113H112V116H114L115 117V119L117 120L116 122H118V123H120V122H125L126 120H128L127 119V117L130 115V117H129V120H128V123L130 122V127L131 128H134V129H132L133 131H134V137L136 138V137H138V139L136 138L135 140L137 141V140H139V143H141L142 141V145L143 146H146V147H148V148H153V150H155L156 151V153H155V151H153L154 153H155V155H158V153H159V155L161 154L160 152H162L161 150H164L165 148V152H167V154H165V152L163 153V154H161L160 156L158 155V158H159V160L161 159L162 160V162L161 161H156V162H158V164H159V166H161V167H163L162 169L159 167L158 168V171L160 170V171H164V170H166V171H162V174H161V172H159L160 174L158 175V176H163L164 175V177L162 178L161 177V179H155V180H157V182L156 181H154V183L155 184H157L158 182H160L161 181V184L159 185V183H158V185L160 186V188H161V185H163V186H167V185H169L168 184V181L169 180H171V183L173 184V182H175L173 179L174 178H171L172 176H173V171L175 172V168L174 167H176V171L179 169L178 167H179V165H180V157L182 156V153H184L183 152V150H184V148H186L188 151L187 152H189L188 154H190V156L192 155L194 158H192V160L193 159H195L194 161L196 162V167H197V165L200 167V170L203 168H201V166H203L204 164V172H205V174H204V172H202V173H200V174H202V176L204 177V175H205V177H204V179L205 178H207V174H208V176H211V177H209V180H208V182H206L205 184H210L209 185V187L207 186V188L206 189H208V188H210V194H212L213 196L211 197V199L209 198V197H207L208 199H210V200H212V202H213V204L210 202L209 203V201L207 202V200L205 201V198H206V196L207 195H209V194H205L206 196H205V198L204 197H202V196H200L199 194H197L196 192H194V194L193 193H190L191 195H193L194 197H192V196H190V194H186V195H189V197L188 196H184L185 195V193L184 192H181V191H179V192H181V193H184V194H182L184 197L182 198L181 197V194H179V192L177 191V189H171V188H173V187H171L170 185H172V184H170L169 185V190H168V194L170 195V194H172L173 196H175L176 194L174 193V192H176V193H178L179 194V196L181 197L180 198V201H181V199H183L181 202H182V204H184V206L186 207V206H188V205H186L185 203L187 202L186 201V199L188 200V199H190V197H192L191 199H192V202H191V208H186L185 209V211H183V213L184 214H189L188 216L189 217H187L186 215H185V217L187 218H180V216L182 217V216H184V214H182V215H180L179 214V212H180V210L181 209H178V213L176 212L175 214H174V212L176 211V209L180 206V205H182V204H179L178 202H179V200H177L178 199V196L176 197L175 196V198H176V200L178 201H176L177 202V208L175 207V205L173 204V203H176L175 202V200L173 199V198H171L168 194L166 195V194H162L161 192H164L165 190V192L167 193V187H163V189H161V190H163V191H159L163 196H165L164 198H166V196H167V199H165V201H164V198L163 199H161V200H163V201H161L160 202V205H159V203H154V202H158V201H160L159 200V198L162 196H160V194L159 195H157L159 192L156 190V188H157V186L153 183V185H154V187L156 186V188H153V185H152V183L151 182H153V181H151L150 183H151V185H152V187L151 186H149L150 184H147V185H143V189H144V192H146V189L144 188L145 186H147L146 188L148 189H152L151 191H152V193H153V191H157L158 193L156 194L155 192L153 193V194H156V198L155 197H152V196H155V195H153L151 192H149V190L147 191L148 193V195L150 194V196H148V197H152L153 199L155 198L156 200L155 201H153V199H145V198H147V196H145L143 193V190H142V196L144 197L145 196V201H148V202H150V203H148V202H146L147 203V205H150L149 206V208H148V206L146 205V204H144V199L142 198V201H143V205H146L145 207V210H143L142 211V213H148L147 215H145L144 214V217H143V214L140 212L141 210H138L137 211V209L138 208H134V206H132V204H130L129 206H130V208L128 209V211L129 210H133L134 212L135 211H137L138 213L140 212L142 215H137L138 217H140L139 218V220L143 217L144 218V220L146 221V217H147V220H150V222L148 221V223L146 224V222H144V224H146L147 226H145L147 229H148V231L151 229L152 231H146L147 229L145 228V227H142V229L141 228H139V227H137L138 225H135V224H138L137 222H139V220L137 221V222H135V224L133 223V221L132 220H134V218H136L137 216H136V212L134 213H132L133 215H134V217H133V215H130V212H129V218H128V220L129 221H131L130 223H131V225H132V227H133V225H135V227H133V228H131V231L130 232H135L137 235H139L140 236V239H139V237L138 236H136V237H138L135 241L137 242H139V244L141 243V240H142V244L141 245H143L144 246V244H145V241L144 240H147L146 242H148L149 243V240H148V236H147V234L149 233L150 234V237H149V239H151L152 241L155 239L154 238V234L156 233V235H158V236H160V237H156L157 239V241H160L161 243L159 244V242H158V245L160 246L161 244V248L158 246V245H156L157 246V248L158 249H163V248H165V247H170L171 245H169V243L173 240V237H174V234L176 235V237H177V231H181V229H182V224L184 225L185 224V229H186V227L188 226V227H190V229L191 230H185L184 228V231L183 232H185V233H187V236L188 235H190V237H191V235H195L196 233L197 234H199L198 236H200V235H202V237L200 238V240H199V238L197 239V238H195V236H192V239H196V241H194V243L195 242H197V240H199L198 242H200V243H198L197 242V244H203L204 245V247H205V252H207V254H208V257H204V255L206 256V253H202V252H204V251H202L201 252V250H203V249H200V252L203 254V256L201 255H198V256H200V264H201V262L203 263L204 261H202V259L203 260H205L206 262L205 263H207V264H264V80L262 81L261 79H263L262 78V76L260 75V77L259 76H257V73L255 74V70H259V73H258V75L259 74H261L262 72H261V69H262V71L264 70V68H262L263 67V65H264V58H263V56H264V24L262 25V24H260V26L258 25V24H255L254 25V23L252 24V22L254 21V18L252 19V17H247V14L245 13L246 11L243 9V7H244V5H243V3H244V0H211V2L210 1H207V0H200L198 3H202L201 4V7L200 6H198L199 4H197V2H195L194 0L192 1H190L191 3H189L188 2V0L186 1V5H185V1L184 2H181V3H183V4H178V8H177V5L176 6H173L174 7V9L172 8L171 10H170V15H172L173 13V15H172V21L171 20H169V24H170V27H169V25L168 24H166L168 27H166V28H170L171 30L173 29V31H175L174 33H173V31L172 32H169V33H167L169 30H167L166 28L164 29L163 28V26H166V25H164V23H163V25L160 27L159 25H156V24H153V23H151V22H153V20L151 21V20H149L148 21V23H149V25H151L150 27H148V24L146 23V24H144L145 22H144V19H142L141 21L142 22H140V21H138L139 20V17L138 16H140L139 14H136V13H138L139 11H134V10H131L132 12H134L137 16V19L138 20H134V19H136V17H135V14L133 13V15L134 16H132V18H133V20H132V18H130L129 17V15H127V13L128 14H131L129 11L126 13V11L128 10V8H131V5L127 8V5L126 4H128V1H130V0H127V2L124 0V5L126 6L125 8H126V11H125V9H124V11L123 12H121V10L123 9V1L122 0H120V1H122V3H120V1H119V3L118 4H121V6H122V9H121V6L120 5H117V3H116V6H117V8L118 7H120V8H118V10H119V12L115 9L114 10V8L116 7V6H113V3H114V1L115 0H106V1H109V3H110V1L112 2V3H110L111 5H112V7L110 6V4H106L105 5V3H107L106 1L104 2V0L102 1V0H94V2H91V0H78ZM84 1V2H83ZM85 1H87V2H85ZM90 1V2H89ZM93 1V0H92ZM133 1V2H132ZM131 2H132V5H134V3H135V1L134 0H132ZM145 1H146V6H148V8L145 6V5H143L142 4V2H143V0H141V1H138V0H136V2H141V5H143V6H145L146 7V9H148L149 11L151 10L152 11V9H155L156 7L157 8H159V6H157V4H155L153 1H155V0H144V4H145ZM149 1H151V2H149ZM207 1V2H206ZM263 1V2H262ZM9 2H11L10 3V5H12V3H14V1H9ZM25 2H20L19 4H17V6H20V7H22V5L23 4H21V3H25ZM33 2L31 3L32 5H30V4H28V3H26V5H25V7L26 8H19V9H21V10H19V12H17L16 14L18 15H20L21 14V12H24L25 10L27 11V13H26V11L24 12V15H25V13H26V16L25 17H27V16H29V17H27L26 18V20L27 21H25V22H28V23H30L29 21H28V19L30 20L31 19V16L33 15H31V13L30 12H33V10L32 11H29V15H28V5H30V8L33 6ZM85 3V4H83V3ZM116 2H118V0L116 1ZM153 2V3H152ZM195 2V3H194ZM206 2V3H205ZM213 2V3H212ZM217 2V3H216ZM230 2H231V4H230ZM252 2V4H255L254 6L256 7V10H257V12L260 14L261 13V15L259 16V14H257V12H255L260 18H263V17H261V16H263L264 14V0H252V1H250V3ZM1 3H3V2H1ZM42 3V4H41ZM64 4V6L62 5V7H61V5L60 4ZM93 3V5H91ZM94 3H96L99 7L100 6H102L101 8L103 9L104 8V6H105V8H106V10H104L103 9V11H102V9L101 8H99L97 5H95ZM130 3V2H129ZM135 4L134 5V9L136 8V9H138L137 7H138V5H140V4ZM157 3V2H156ZM162 3V2H161ZM169 3V2H168ZM187 3H189V4H191V5H189L188 4V6H187ZM205 3V4H204ZM212 3V4H211ZM221 3V4H220ZM224 3V4H223ZM7 4V3H6ZM6 4H0V5H2V7L4 6V8H5V6H7ZM21 4V5H20ZM45 4V3H44ZM73 4L75 5V6H73ZM88 4V5H87ZM131 4V3H130ZM155 4V5H154ZM160 3H158V5H159ZM194 4V5H193ZM209 4V5H208ZM211 4V5H210ZM223 4V5H222ZM260 6H259V5ZM262 4V5H261ZM14 5V4H13ZM89 5H91V6H89ZM115 5V4H114ZM129 5V4H128ZM168 5V4H167ZM167 5L165 4V2H164V4H162V6H164L163 8H167ZM179 5H181V6H179ZM192 5L196 8L197 7V9L195 10V8L194 7H192ZM197 5V6H196ZM206 5V6H205ZM214 5V6H213ZM228 5V6H227ZM237 5V6H236ZM258 5V6H257ZM16 6V5H15ZM98 7V11H99V14L100 13H102V12H104V11H106L107 13H105V17L103 18V17H101V19L103 18V20L101 21V19L99 18V16H98V18L100 19V23H102V24H98V21L97 22H95L94 20L92 21L91 19L92 18H90V16H92V13H93V16L96 18H94L95 20H97V14H98V12H97V14H96V9H97V7ZM109 6L111 7V9L113 8V10H112V12H113V14H114V11H117L118 12V14L120 15L121 14V16H119L118 14H116V15H118L119 17H117L115 14L113 15L111 12H110V10H109ZM142 6V7H143ZM155 6V7H154ZM189 6H190V8H189ZM210 6V7H213V8H210V10H209V8L208 7ZM221 6V7H220ZM224 6V7H223ZM226 6V7H225ZM53 7H51L50 6V8H53ZM84 7V8H83ZM85 7H87V8H85ZM89 7V8H88ZM145 7H143V8H145ZM152 7H154V8H151ZM170 7H168L169 9H170ZM185 9H184V8ZM192 7V8H191ZM202 8V10L200 9V8ZM208 8V10H207V8ZM232 7H234V8H232ZM254 7V8H255ZM69 8V9H68ZM78 8V9H77ZM83 8V9H82ZM96 8V9H95ZM107 8H108V10H109V13L111 14V16H110V14H108V11H107ZM156 8V9H157ZM160 8H162L161 6H160ZM167 8V9H168ZM175 8L178 10H175ZM224 8V9H223ZM242 8V9H241ZM23 9H25L24 11H23ZM31 9H35V6H33V8H31ZM31 9H29V10H31ZM73 9H71L70 10V12L73 10ZM88 10V11H86V10ZM90 9H92V11H94V12H89V10ZM100 9V10H99ZM167 9H165L164 10V12L167 10ZM168 9V10H169ZM180 9V10H179ZM184 9V10H183ZM193 11H192V10ZM211 9L213 10L212 12H214L215 14H211L210 12H211ZM218 9V10H217ZM230 9H231V11H230ZM234 9H236L235 11H234ZM262 9H263V11H262ZM76 10H77V12H76ZM78 10H80L81 11V14L82 15H80L79 13V11ZM145 10V9H144ZM182 10V11H181ZM188 10H191V11H188ZM219 11V12H217V11ZM223 10V11H222ZM224 10H225V12H224ZM234 12H233V11ZM261 10V11H260ZM39 11V12H38ZM55 11L56 12H58V14L59 15H56V16H54L56 13H55ZM65 11V15L67 14V12ZM82 11H83V13H82ZM147 11V10H146ZM160 11H163V9H160ZM172 11V12H171ZM187 11V12H186ZM196 11V13H194ZM199 12V14H198V12ZM205 11V12H204ZM222 11V12H221ZM4 12V11H3ZM2 12V14H4L5 16H6V14L5 13H3ZM77 13V14H74V13ZM85 12V13H84ZM87 12V13H86ZM121 12V13H120ZM153 12V11H152ZM159 12V9H157V13ZM168 13H169V11H167ZM181 12V13H180ZM202 12V13H201ZM210 13V14H206V15H204L205 13ZM231 12V13H230ZM34 13V12H33ZM46 13H48V12H46ZM89 13H91V15L89 14ZM125 15L126 14V16H128L127 17V20H126V23H128L127 25H128V27L126 26H124V24L126 25V23H124V21L125 20H123L124 18L126 19V17L123 15V14ZM156 13V12H155ZM190 13V14H189ZM236 13V14H235ZM23 14V13H22ZM42 14H41V16H42ZM80 15V17L81 18H83V19H79L78 17H77V15ZM83 14H85V15H83ZM87 14H89V16L87 15ZM104 13H102V15H103ZM106 14L108 15V17L106 16ZM141 14V13H140ZM188 16H187V15ZM218 14H219V16H218ZM222 14H224V15H222ZM255 14V15H256ZM24 15H22L23 17H22V19H21V22H24ZM64 15V16H65ZM87 15V16H86ZM101 15V14H100ZM122 15H123V21H121V23L123 22L124 24H121L120 23V21H118V18L120 19V18H122ZM132 15V14H131ZM143 15H145V13L144 14H142V17H143ZM153 15H154V12H153ZM156 15V14H155ZM198 15H201V16H198ZM211 15H213V17L211 16ZM231 15V16H230ZM237 15V16H236ZM5 16H3V17H5ZM21 16V15H20ZM17 17L18 18V21H20V19L19 18H21V17ZM36 16H34L33 18H35V19H37L36 21H35V19L34 20H32L31 19V23H30V25H32L33 26V24H37V26H36V24H35V27H38V28H40L41 26H39V25H41L40 23H41V21L43 22V20H42V18L40 19V21H38V18H36ZM51 17V19L49 18V17ZM67 16V15H66ZM74 17V19H76L77 20V22H76V24L75 25H77V26H79L78 25V23L79 24H81L82 26H83V24H86L85 22H84V19H86L85 18V16L87 17V19L88 18H90V19H88V21L89 22H87L88 23V28H89V26H92V27H90V28H92V29H89V30H92L91 32L90 31H88V30H83V31H81V32H84V31H88L89 32V35H92V37L91 38H93L94 39V37L96 36V40H98L99 39V42L98 43H100V45H101V42L102 43H104L105 44V42H106V44H105V46H107L111 41L113 42L114 40L112 39L111 40V37H113L114 36V34H112V33H110V32H113V30L111 31V28L113 27V25L115 26L114 28L116 29V26H118V27H120V24L121 25H123V27H125V29H123L122 28V26H121V29L123 30V33L122 32H120L121 33V35H123L122 37H124L125 38V35L124 34H126L127 33V37H131V36H133V37H131V38H135L134 40L132 39V40H130V39H128V38H126L125 39V43L124 44H126V50H124L125 49V45L123 46V42H124V38H123V42L121 43L120 41H118V42H116L117 43V45L119 46V43H120V46H122V48H120V46H119V51L120 52H122L123 50L124 51H127V49H129L128 51H130V48L132 47V48H134V49H136V53H137V55H139L138 57H140V60H141V57L143 58L142 59V63H143V66H142V64H141V67L144 69H142L140 66H136L137 68L138 67H140L139 69H141V71L145 74L146 73V75H144V77L143 78H141L142 77V75H140V74H142L141 72H140V70L138 71L139 73V76H141V77H139L138 76V74H136V71L138 70L137 68H135V70L133 71V70H131V72L129 71V68H134L133 67V65L132 64H134L135 62H134V60H132V64H131V66H130V63H128L129 62V59H130V61H131V59L133 58H129V57H131L132 56V54H130L131 52H128V55L127 56H129V55H131V56H129V57H127L128 59H126L125 57L126 56H124L123 54H125V53H122V55H121V53L118 51V49L116 48V50L118 51V53H119V56L121 57V58H119V56H117L116 54L115 55H113V53H116V50H115V48L114 47H112L111 48V46H107V47H110V48H106V47H103L104 46V44H102L101 46L99 45V46H96L97 47V49H98V47L99 48H103L102 50L100 49V51L99 50H97L95 47H93L92 45L90 46L91 48H93V49H88V50H86L87 48H89V46H87L86 47V49H83L84 47H79L78 48V46L80 45L81 46V44H82V46L84 45H86V44H84L86 41V39L89 37L88 36V34L87 33H83L85 36H86V39L85 40H83L85 37L83 36V34L82 33H80L82 36H80V37H83V39L82 38H79V36L77 37L76 36V33L77 32H80V30H82V29H87V27H86V25H84L82 28H80V30L79 29H77L76 27H74L75 25H72L73 23H72V21H73V19L71 20L70 18H72V17ZM83 16V17H82ZM92 16V17H93ZM114 16H116L115 17V20H116V18H117V21L118 22H115V20H114ZM181 18H183V20L182 19H180V17ZM193 16V17H192ZM194 16H196V17H194ZM206 16V17H205ZM209 16V17H208ZM212 18H211V17ZM215 16V17H214ZM218 16V17H217ZM230 16V17H229ZM2 17V18H3ZM57 17V18H58ZM75 17H77V18H75ZM112 19H111V18ZM135 17V18H134ZM141 17V16H140ZM141 17V18H142ZM151 18H154V16L152 17V16H150ZM199 17V18H198ZM201 17V18H200ZM208 17V18H207ZM222 19H221V18ZM224 17V18H223ZM7 18V16L5 17V18H3V19H6ZM24 18V19H23ZM43 18V19H44ZM57 18H55L54 19V21H56V22H58V24H60L59 22H61L60 20L59 21H57ZM106 18V20H109V21H104V19ZM144 18V17H143ZM147 18V17H146ZM171 18V17H170ZM169 18V19H170ZM188 18V19H187ZM190 18V19H189ZM198 18V19H197ZM214 18V20L212 21V19ZM248 18V19H247ZM65 19H66V21H65ZM87 19H86V21H87ZM131 19V20H130ZM156 18H154V22H158V21H156L155 20ZM177 19H178V21H177ZM196 19V20H195ZM228 19V20H227ZM251 19H252V21H251ZM257 19H258V17H257ZM78 20L80 21V22H82V23H80V22H78ZM147 20L148 19H146L145 21L147 22ZM181 20V21H180ZM186 20V21H185ZM188 20V21H187ZM196 22H195V21ZM198 20V21H197ZM218 20H220V21H218ZM224 20V21H223ZM33 21L35 22V23H33ZM54 21H52L53 23H54ZM67 21L68 22H71L72 24V27H74L72 30L69 28V27H67L68 26V24H67V26H66V24H65V22L67 23ZM90 21L91 22H93V23H97L98 25V27H97V29H99V30H97V31H100V29H101V31L105 34L104 36H103V38L104 37H108V40H109V37H110V42L107 40V38H105L104 39V42H103V39H101V41H100V38H102V36L99 38L98 36L100 35V34H102V32H98L97 34H96V32H95V26L92 24V23H90ZM130 23H129V22ZM171 21V22H170ZM175 21H177V22H175ZM189 21L190 22H192V23H189ZM205 21V22H204ZM240 21V22H239ZM247 21V22H246ZM20 22V23H21ZM48 22V23H47ZM84 22V23H83ZM105 22V23H104ZM144 22V23H143ZM172 22H175L174 24H173V27H171V24H172ZM180 22V23H179ZM185 22H186V24H185ZM199 22V23H198ZM217 22V23H216ZM227 22H229V24L227 23ZM33 23V24H32ZM113 23V24H112ZM115 23V24H114ZM117 23H119V24H117ZM132 23V24H131ZM151 23V24H150ZM187 23H189L188 24V26H187ZM193 23H194V25H193ZM214 23V24H213ZM219 23V24H218ZM220 23H221V28H220ZM225 23V24H224ZM61 24V25H62ZM91 24V25H90ZM117 24V25H116ZM130 24V25H129ZM159 24H160V22H159ZM162 24V23H161ZM213 24V25H212ZM223 24L225 25V27L223 26ZM226 24H228V25H226ZM240 24V25H239ZM249 24V25H248ZM42 25H43V23H42ZM45 25V24H44ZM44 25H43V27H44ZM152 25H154V26H152ZM182 25H184L183 27H182ZM191 25V26H190ZM259 27H258V26ZM60 26V27H59ZM176 28H175V27ZM179 26H181V27H179ZM192 26H193V29H192ZM215 26H217V27H215ZM228 26V27H227ZM263 26V27H262ZM34 27V26H33ZM45 27V28H46ZM71 27V28H72ZM80 27V26H79ZM117 27V28H118ZM133 27V28H132ZM135 27V28H134ZM157 29H156V28ZM160 27V28H159ZM177 27H179V28H177ZM230 27V28H229ZM249 27V28H248ZM261 27V28H260ZM69 28V29H68ZM94 28V29H93ZM105 28H107V31H108V33H110V34H108L107 33V31H106V29ZM130 28V29H129ZM137 28V29H136ZM174 28H175V30H174ZM181 28H182V30H181ZM190 28V30L188 31V29ZM221 30H220V29ZM229 28V29H228ZM239 28V29H238ZM256 28V29H255ZM64 29V31H62ZM79 30V31H76V33L74 34L73 33V31H75V30ZM113 29V28H112ZM114 29V30H115ZM134 29V30H133ZM153 29V30H152ZM223 29H224V31H223ZM237 29H238V31H237ZM254 29V30H253ZM43 30V32H45V33H43L44 35H42V31ZM58 30V31H59ZM120 30V28L118 29V31ZM121 30V31H122ZM124 30H126L125 32L126 33H124ZM128 30V31H127ZM136 30V31H135ZM167 30V31H166ZM206 30V31H205ZM231 30V31H230ZM252 30V31H251ZM47 31H49V32H47ZM68 31H71L72 33H73V35H75L76 37H74L73 36V38H77L78 39V41L80 40H82V42L83 41H85V42H83V43H81L80 42V44H78L79 42L78 41H76V48H75V39H74V41H73V39H71L70 38V36H71V32L69 33ZM110 31V32H109ZM116 31H117V29H116ZM116 31H114V32H116ZM131 31V32H130ZM147 31H148V33H147ZM176 31H177V33H176ZM179 31V32H178ZM187 31V32H186ZM191 31V32H190ZM194 31V32H193ZM196 31H198V32H196ZM201 31H202V33H201ZM204 31V32H203ZM221 31V32H220ZM227 31V32H226ZM251 31V32H250ZM261 31V32H260ZM5 32V31H4ZM39 32V33H38ZM68 32V33H67ZM92 32H94V33H92ZM106 32V33H105ZM129 32V33H128ZM132 32H135L134 34L132 33ZM142 32H143V35H142ZM155 34H154V33ZM156 32H158V33H156ZM186 32V33H185ZM189 32V33H188ZM240 32V33H239ZM250 32V33H249ZM258 32H259V34H258ZM20 33H21V31H19V33L17 34V35H19L20 36ZM41 33V35H42V37L39 35ZM55 33L61 38V35H62V38L60 39L57 35H55ZM173 33V34H172ZM182 33V34H181ZM244 33V34H243ZM263 33V34H262ZM35 34V33H34ZM45 34H48V35H46V37H44L45 36ZM63 34L65 35V37L67 36V38L66 39H68V38H70L71 39V41L69 42L70 44H71V42L73 41V44L74 45H70L71 47H72V49H73V53L75 54V52H76V55H74L75 56V58L73 57V53H72V49L70 48V47H67V45L69 46V43H68V40H64L63 38H64V36H63ZM70 34V36H68ZM78 34V33H77ZM129 34V35H128ZM131 34H133V35H131ZM145 34V35H144ZM164 34V35H163ZM169 34L170 35H172V36H169ZM176 34H178V35H176ZM191 34V35H190ZM207 34V35H206ZM239 34V35H238ZM241 34V35H240ZM22 35V34H21ZM98 35V36H97ZM139 37V36H142V40H139L140 39V37L138 38L137 36ZM156 35V36H155ZM167 35V36H166ZM176 35V36H175ZM203 35H204V37H203ZM223 35H225V36H223ZM259 35V36H258ZM153 36H155V37H153ZM166 36V37H165ZM202 36V37H201ZM208 36V37H207ZM41 37V38H40ZM72 37V36H71ZM89 37V39L87 40L88 42H89V40H91V38ZM129 37V38H130ZM157 37V38H156ZM169 37V38H168ZM187 37V38H186ZM201 37V38H200ZM224 37V38H223ZM235 37V38H234ZM61 40V42H60V40ZM137 38V39H136ZM191 38V39H190ZM231 38H232V40H231ZM239 38V39H238ZM69 39V40H70ZM76 39V40H77ZM152 39V40H151ZM156 39V40H155ZM157 39H158V41H157ZM164 39V40H163ZM172 39V40H171ZM175 39V40H174ZM221 39L223 40L224 39V42H222L221 41ZM231 40V41H229V40ZM58 40H59V42H58ZM63 40V41H62ZM150 40V41H149ZM169 40V41H168ZM183 40H185V41H183ZM206 40V41H205ZM208 40V41H207ZM245 40V41H244ZM255 40V42H253ZM55 41V40H54ZM117 41V40H116ZM128 43H127V42ZM130 41V42H129ZM133 41H134V43H133ZM156 41V42H155ZM167 41H168V43H167ZM171 41V42H170ZM186 41H188V44H187V42ZM193 41H195V43L193 42ZM196 41H197V43H196ZM201 41V42H200ZM218 41H221L222 43H226L227 42V44H228V46H230V47H232L233 49H235V50H239L238 52V55L240 56V57H242V55H243V58H242V63L245 61V63L244 64H242L241 63V66H242V70H243V72H244V75H247L249 72H248V70L247 69H250L249 71L251 72L252 70H254V71H252L253 72V74H252V72H251V74L253 75H251L250 73V77H252V79L250 78V77H246L248 80H253V79H255V77L257 76V80L256 81H254V83L253 84H255V86L252 84V81H249L248 83H247V85L246 84H243V85H245V86H242V85H240L239 84V82L236 80L235 81V79H237L236 77V72H235V69H237V66L238 65H236V63H234V60H232L231 61V59H228L229 57H226V58H223V57H221L220 55H216V54H214L215 56H218V57H221L220 58V60H219V58L218 57H216L215 58V56H214V58L212 57L213 56V51H211V50H213V49H211L212 48V45H214L213 43H215V44H220ZM249 41V42H248ZM257 41H258V43H257ZM41 42H40V44H41ZM64 44H63V43ZM66 42V43H65ZM109 42V43H108ZM155 42V43H154ZM175 42V43H174ZM210 42V43H209ZM218 42V43H217ZM43 43V42H42ZM43 43V45H45ZM68 43V44H67ZM87 43V42H86ZM91 43V41L89 42V43H87V44H90ZM114 43H115V41H114ZM132 43V44H131ZM154 43V44H153ZM173 44V45H171V44ZM221 43V44H222ZM234 43V44H233ZM250 43V44H249ZM36 44V43H35ZM58 44L59 45H61V44H63L62 46H59V47H61V48H59L58 47ZM66 44V45H65ZM92 44V43H91ZM138 44V45H137ZM171 45V47H170V45ZM190 44V45H189ZM195 44V45H194ZM199 44V45H198ZM232 44V45H231ZM37 45H39V43L37 44ZM37 45H35L33 48L34 49H36V46ZM128 45V46H127ZM133 45H135V46H133ZM184 45V46H183ZM235 45H237V46H235ZM40 46V45H39ZM39 46H37V49L38 50H34V52H37V53H39L40 51L42 52V48L41 47H39ZM56 46H57V48L58 49H56ZM66 47V48H68V50L66 49V48H63V47ZM179 46V47H178ZM188 46V47H187ZM211 46V47H210ZM55 47V48H54ZM123 47H124V49H123ZM148 47V48H147ZM183 47V48H182ZM185 47H186V49H185ZM208 47V48H207ZM210 47V48H209ZM237 47V48H236ZM238 47H239V49H238ZM246 47V48H245ZM39 48H41V49H39ZM51 48V49H50ZM70 48V49H69ZM75 48V49H74ZM78 48V49H77ZM105 48L106 49H110L111 51H113V52H111L110 50V52L108 51V50H106L105 52H107L108 53V55H107V53L105 54H103L104 55V57L105 56H110L109 54L111 53V58L110 57H107V59H109L110 58V60L112 61V58H113V62L111 63L110 61H108L107 59H105V58H103V55H102V53L104 52V50H105ZM114 48V50H115V52H114V50H112ZM138 48V49H137ZM179 50H178V49ZM181 48V49H180ZM205 48V49H204ZM245 48V49H244ZM59 49H61V50H59ZM66 49V50H65ZM84 50V52H85V50H86V54L87 55H85V53L82 51V50ZM95 49L97 50V51H95ZM150 49V50H149ZM203 49V50H202ZM254 49V50H253ZM54 50H57V51H54ZM63 50H65L66 51V53H65V51H63ZM76 50V51H75ZM79 50V52L80 51H82V52H80V53H78L77 51ZM90 50H93V52L92 51H90ZM139 50V51H138ZM145 50V51H144ZM161 50V51H160ZM177 50H178V52H177ZM194 50V51H193ZM209 50H210V52H212L211 54H210V52H209ZM259 50V51H258ZM50 51V52H49ZM51 51H53V52H51ZM61 51H63V53L61 52ZM88 51H90L89 53H87ZM94 51L95 52H100L99 53V57L100 58H98V56H97V53H94ZM123 51V52H124ZM144 51V52H143ZM148 51V52H147ZM170 51V52H169ZM173 51V52H172ZM181 51V52H180ZM191 51H193L192 53H191ZM203 53H202V52ZM256 51H257V53H256ZM46 52V51H45ZM58 52H60V53H58ZM68 52H70L71 53V57L69 56V54L70 53H68ZM138 52H140V53H138ZM241 52V53H240ZM46 53V54H47ZM57 53H58V55H57ZM82 53V54H81ZM163 53V54H162ZM197 53H198V55H197ZM216 53V52H215ZM263 53V54H262ZM60 54V55H59ZM79 54V55H78ZM89 54V55H88ZM90 54H92V55H90ZM95 54H96V56H95ZM126 54H127V52H126ZM172 54V55H171ZM184 54V55H183ZM186 54V55H185ZM210 54V55H209ZM256 54V55H255ZM53 55V56H54ZM61 55L63 56L62 58H59V57H61ZM80 55H84V58H82V56H80ZM142 55V56H141ZM212 55V56H211ZM53 56H51V58H53V59H55ZM69 56V57H68ZM79 56L80 57V59L79 58H77V57ZM89 56V57H88ZM93 57V59H94V57H97L98 59H94L95 60V62L92 60V57ZM113 56H117V57H113ZM210 56V57H209ZM238 56V57H239ZM249 56V57H248ZM252 56V57H251ZM261 56V57H260ZM85 57H88L86 60H85ZM173 57V58H172ZM206 59H205V58ZM239 57V58H240ZM256 59H255V58ZM259 57V58H258ZM103 58V60L100 62V60ZM115 58V59H114ZM126 59V60H128V61H126V60H124V59ZM170 58V59H169ZM192 58V59H191ZM203 58V59H202ZM239 58H238V60H239ZM76 59H78L77 61H82V63L81 62H77V61H75ZM81 59H83V60H81ZM90 59H91V61H92V63L90 62L89 63V65H88V62L90 61ZM118 61H117V60ZM124 60V62H123V60ZM134 59V58H133ZM146 59V60H145ZM234 59V58H233ZM250 59V60H249ZM52 60V59H51ZM56 60V59H55ZM71 60H72V62H71ZM108 61V62H105V61ZM145 62H144V61ZM150 60V61H149ZM168 60V61H167ZM170 60V61H169ZM174 60V61H173ZM176 60V61H175ZM180 60V61H179ZM187 62H186V61ZM209 60V61H208ZM223 60V61H222ZM249 60V61H248ZM258 60V61H257ZM62 61V62H63ZM86 61H88V62H86ZM97 61V62H96ZM239 61H241V59L239 60ZM68 62V63H67ZM100 62V64H99V66H101V68H99V66L97 65V63H99ZM102 62H104V64H102ZM119 62L121 63V62H123V64H122V67H128V69H126V68H124V69H121L120 70V66H119ZM125 62H126V64L128 63V65H125ZM149 62H151V63H149ZM235 62H236V60H235ZM78 63V64H77ZM98 66V70H97V73H98V71L100 72L98 75L100 76V78H99V76L97 75V73H95V71H96V68H97V66H94L95 64ZM111 63V64H110ZM115 63H116V65H117V67L118 68H116L115 66ZM252 63V64H251ZM36 64V65H35ZM35 64H34V67H36V68H38L39 67V64L38 63H36L35 62ZM83 64L84 65H88V66H83ZM92 64V65H91ZM107 64V65H106ZM109 64H110V66L111 65H115V66H113V68L115 69L116 68V70H119V71H117L118 72V74H120L119 72L121 71L122 73L120 74V75H118L117 74V72H115L114 70H113V68L112 69H110V70H108L107 68H108V66H109ZM120 64V65H121ZM136 64V63H135ZM147 64L150 66V68L147 66ZM232 64H233V66H232ZM248 64V65H247ZM254 64V65H253ZM236 65V66H235ZM243 65H245V67L247 68V66H248V68L246 69L245 67H243ZM247 65V66H246ZM82 66V67H81ZM92 66V67H91ZM105 66H107V67H105ZM110 66H109V68H110ZM151 66H153V67H151ZM176 66V69H174V67ZM205 66V67H204ZM256 66V67H255ZM86 67V68H85ZM91 67V68H90ZM94 67V68H93ZM105 67V68H104ZM147 67V70L145 69V68ZM181 67V68H180ZM236 67V68H235ZM250 67V68H249ZM258 67V68H257ZM155 71H152V69ZM154 68H156V69H154ZM245 68V69H244ZM93 69V70H92ZM103 69V71H100V70H102ZM151 71H150V70ZM181 69V70H180ZM192 69V70H191ZM196 69V70H195ZM203 69V70H202ZM38 70V69H37ZM95 70V71H94ZM105 70H107V71H105ZM126 70H128V71H126ZM145 70H146V72H145ZM200 70V71H199ZM227 70V71H226ZM110 71V75H108V72ZM112 71H114V72H112ZM133 71V72H132ZM157 71V72H156ZM197 71V72H196ZM210 71V72H209ZM101 72H104V73H102L101 74ZM105 72H107V73H105ZM127 72V73H126ZM134 72H135V74H134ZM149 72V73H148ZM216 72V73H215ZM246 72H248L247 74H246ZM258 72V71H257ZM95 73V74H94ZM125 73L127 74V79H128V76L129 77H132L131 75H133V77L134 78H137L136 76H138L139 78H140V80H142V79H144L145 78V80H152V79H149L147 76L149 75V77H151L152 75V77L151 78H153V77H155L154 75H156V77L158 78V75H157V73H159V76H160V78L161 77H163V76H165V77H170L168 80H167V82H166V80L164 81L163 79H164V77L163 78H161L162 80H160V79H158L159 80V82L157 81V80H155L154 82V86H153V88L150 90V93H149V91L147 92L146 90H145V88H144V84L146 83V86L145 87H148L151 83H153V80L156 78H154L152 81H151V83H150V81H149V84H147V82L145 81V80H143L144 81V83L142 82V81H139V79L137 80V79H133V77L130 79V80H128V81H126L127 79H126V77H124V76H122V75H125ZM130 73H132V74H130ZM148 73V74H147ZM194 73H196V74H194ZM218 73V74H217ZM223 73V74H222ZM264 73V72H263ZM113 76H112V75ZM115 74V75H114ZM116 74H117V76H116ZM128 74H130V75H128ZM204 74H206L205 76H204ZM228 74V75H227ZM91 75V76H90ZM101 75H103V77L101 76ZM109 76H111V78L109 77V79H108V77ZM136 75V76H135ZM174 75V76H173ZM194 75V76H193ZM225 75V76H224ZM247 75V76H248ZM84 76V77H83ZM86 76H88V77H86ZM93 76V79H95L96 80V78H97V82L95 81V80H93L91 77ZM118 76H120V78H122L123 77V79L127 82V83H130V87H131V89H130V91H128L129 89H128V85H127V87H126V89H128V90H126L125 92H127V95L126 94H124V98H125V95H126V99L124 100V98H122V96L120 95L121 93H120V91H118V86H116L117 84H116V82L117 81H115V80H118V81H120L121 79L118 77ZM122 76V77H121ZM148 78H146V77ZM255 76V77H254ZM81 77V76H80ZM95 77V78H94ZM104 77H106L107 79V81L109 80V83H110V85H109V83H108V85H107V82H106V80H105V78ZM115 77V80L114 81H110L111 79L113 80V78ZM119 79H118V78ZM176 77V78H175ZM182 77V78H181ZM254 77V78H253ZM90 78V79H89ZM104 78V79H103ZM117 78V79H116ZM167 78H165V79H167ZM172 78H174L173 80H171ZM194 78H195V80H194ZM198 78V79H197ZM218 78V79H217ZM250 78V79H249ZM86 79V80H85ZM99 79H101V80H99ZM182 79V80H181ZM184 79V80H183ZM207 79V80H206ZM216 79V80H215ZM89 80V81H88ZM91 80H92V82H91ZM105 80V81H104ZM133 80H134V82L135 81H139L138 82V84L136 85V87H132L133 85H135V83L133 82ZM186 80V81H185ZM247 80V81H248ZM100 83H99V82ZM105 83H104V82ZM222 81V82H221ZM101 82H102V84H101ZM111 82H112V84H114V82H115V84L114 85H112L111 84ZM132 82H133V85H132ZM140 82H142V86H143V88H142V86L141 85H139L140 84ZM186 82H188V83H186ZM219 82V83H218ZM259 82V84H258V87L256 86L257 85V83ZM89 83V84H88ZM91 83V84H90ZM97 83H99V84H97ZM104 83V84H103ZM184 83V84H183ZM225 83V84H224ZM250 83V84H249ZM83 84H82V87H83ZM86 84V85H85ZM92 84H94V85H92ZM168 84V85H167ZM176 84V85H175ZM196 84V85H195ZM214 84V85H213ZM224 84V85H223ZM237 84V85H236ZM262 84V85H261ZM92 86L91 88L90 87H88V86ZM112 85V86H111ZM148 85V86H147ZM153 85V84H152ZM206 85V86H205ZM250 85V87H246V86H249ZM94 86H96V87H94ZM110 86L112 87V88H110ZM113 86H114V88H115V86H116V88H117V90L116 89H114L113 88ZM161 86V87H160ZM193 86V87H192ZM220 86V87H219ZM86 87H88V88H86ZM103 87V88H102ZM109 87V88H108ZM141 87V88H140ZM150 87V86H149ZM148 87V89H150ZM152 87V86H151ZM170 87V88H169ZM191 87V88H190ZM197 87V88H196ZM205 87V88H204ZM237 89H236V88ZM253 87H255V88H253ZM260 87V88H259ZM104 88H106V89H104ZM162 88V89H161ZM221 88V89H220ZM244 88H247V89H249V90H251L252 89V91L250 92V93H248V92H245L244 93V91H242ZM88 89H90L95 95H96V97L95 96H93V94L91 95V96H93V98L91 99V96H90V94H88V93H90L91 91H89ZM107 89H109V90H107ZM110 89H114L113 91H111ZM147 89V88H146ZM158 91H157V90ZM206 89V90H205ZM240 89V90H239ZM85 90V91H84ZM97 90V91H96ZM115 90L117 91V93L121 96V101L119 100V97H117L116 95H114V93H116L115 92ZM142 90V91H141ZM164 90V91H163ZM179 90V91H178ZM204 90V91H203ZM220 90V91H219ZM246 90V89H245ZM258 90H260V91H258ZM262 90V91H261ZM87 91H89V92H87ZM96 91V92H95ZM109 91H111L112 93H113V95H112V93L110 92L109 93ZM132 91V92H131ZM235 93H234V92ZM240 91V92H239ZM256 91V92H255ZM124 92V93H125ZM130 92V93H129ZM135 92V93H134ZM168 92H170V93H168ZM177 92V93H176ZM221 92V93H220ZM242 92V93H241ZM255 92V93H254ZM261 92V93H260ZM88 95H87V94ZM103 93H104V95H103ZM109 93V94H108ZM116 93V94H117ZM136 93H138V94H136ZM153 93V94H152ZM162 93V94H161ZM176 93V94H175ZM218 93V94H217ZM225 93V94H224ZM227 93V94H226ZM246 93H248L249 94V97L246 95ZM97 94H99V95H97ZM117 94V95H118ZM131 94V95H130ZM156 94V95H155ZM172 94V95H171ZM224 94V95H223ZM253 94V95H252ZM142 95V96H141ZM148 95V96H147ZM157 95H159L158 97H157ZM161 95V96H160ZM170 95V96H169ZM226 95V96H225ZM242 95V96H241ZM244 95V96H243ZM245 95L249 98L248 100L249 101H247L246 99H247V97L245 98ZM251 95V96H250ZM87 96V97H86ZM112 96V97H111ZM115 96V97H114ZM145 96V97H144ZM157 97V99H156V97ZM258 96V97H257ZM98 97V98H97ZM118 99H117V98ZM132 97V98H131ZM138 97V98H137ZM141 97V98H140ZM144 97V98H143ZM152 97V98H151ZM167 97V98H166ZM173 97V98H172ZM218 97V98H217ZM225 97V98H224ZM243 97V98H242ZM253 97V98H252ZM67 98H69V97H67ZM104 98H106V99H104ZM115 98H116V100H115ZM127 98H129L128 100H127ZM148 98H150L151 99V102L152 103H150V105H151V107L149 108V109H147L149 106L148 105H146L145 104V101L147 102L148 100H145V99H148ZM165 98H166V100H165ZM208 98V99H207ZM231 98V99H230ZM251 98V99H250ZM263 98V99H262ZM114 99V100H113ZM134 99V100H133ZM138 99V100H137ZM153 99V100H152ZM155 99V100H154ZM195 99V100H194ZM203 99V100H202ZM230 99V100H229ZM94 100V99H93ZM111 100H112V102H111ZM145 100V101H144ZM159 102H158V101ZM168 100V101H167ZM191 100V101H190ZM215 100V101H214ZM239 100V101H238ZM253 100V101H252ZM104 101V102H103ZM120 101V102H119ZM124 101V102H123ZM137 101V102H136ZM141 101H143L142 103L144 104H142V103H140ZM161 101V102H160ZM219 101V102H218ZM222 101V102H221ZM235 101V102H234ZM237 101V102H236ZM245 101H247V102H249V103H246ZM102 102V103H101ZM110 104H109V103ZM116 102H117V104H116ZM141 104V105H139V103ZM149 102L150 101H148L147 103L149 104ZM163 102V103H162ZM122 103V104H121ZM162 103V104H161ZM169 103H171V104H169ZM216 103V104H215ZM105 104V105H104ZM107 104V105H106ZM123 104H126V105H124V106H122ZM133 104V105H132ZM136 104V105H135ZM176 104V105H175ZM179 104V105H178ZM184 104V105H183ZM240 104V105H239ZM247 104H249V105H247ZM106 106V108H104V106ZM109 105V106H108ZM121 105V106H120ZM145 105H146V107H145ZM183 105V106H182ZM253 105V106H252ZM108 106V107H107ZM116 106H118V107H116ZM138 106V107H137ZM157 106V107H156ZM159 106H161V107H159ZM172 106V107H171ZM175 106V107H174ZM101 107V108H100ZM105 109V111H104V109ZM111 109H110V108ZM120 107V108H119ZM122 107V108H121ZM134 109H133V108ZM147 110V112H146V110L144 109V108ZM155 107V108H154ZM165 108V109H163V108ZM116 108V110L118 111V112H116V110H113V109H115ZM124 108H125V110H124ZM152 108V109H151ZM179 108V109H178ZM187 108V109H186ZM190 108V109H189ZM202 108V109H201ZM218 108V109H217ZM221 109V111H219L220 109ZM223 108V109H222ZM237 108V109H236ZM101 109V110H100ZM102 109H103V111H102ZM107 109H109V110H107ZM167 109V110H166ZM170 109V110H169ZM184 109V110H183ZM193 109H195V110H193ZM248 109V110H247ZM121 110V111H120ZM131 110V111H130ZM136 110V111H135ZM139 110V111H138ZM143 110V111H142ZM145 110V111H144ZM148 110H150L151 112H152V114H151V112L150 113H148ZM155 110V111H154ZM160 110V111H159ZM172 110V111H171ZM176 110V111H175ZM181 110V111H180ZM231 110V111H230ZM102 111V112H101ZM120 111V112H119ZM126 111H127V113H126ZM168 111V112H167ZM191 113H190V112ZM116 112V113H115ZM128 112H130V113H132V114H130V113H128ZM134 112V113H133ZM135 112H137L138 113V115H141V114H143V112L145 113L146 112V117H151V118H143L144 120L142 121V119L141 118H138V117H140V116H136L137 114L135 113ZM158 112V113H157ZM165 112V113H164ZM179 112V113H178ZM183 112V113H182ZM194 112V113H193ZM83 113H85L84 112V110H83ZM110 113L108 114V115H110ZM150 114V115H148V114ZM164 113V114H163ZM199 113V114H198ZM231 113V114H230ZM120 114V115H119ZM121 114H122V116H121ZM127 114H129V115H126ZM161 114V115H160ZM183 114H185L186 115V117H185V115L183 116ZM188 114V115H187ZM193 114V115H192ZM195 114V115H194ZM251 114V115H250ZM132 115V116H131ZM135 115V116H134ZM152 115H154L153 117H152ZM170 115L172 116V117H170ZM211 115V116H210ZM143 116H144V114H143ZM157 116V117H156ZM258 116V117H257ZM118 117H120V118H118ZM126 117V118H125ZM133 117H137V118H135V120H134V118ZM156 117V119L155 120H153L152 118H155ZM204 117V118H203ZM121 118H122V121H121ZM133 118V119H132ZM174 118H175V120H174ZM177 118V119H176ZM224 118V119H223ZM234 118V119H233ZM124 119H126L125 121H124ZM137 119H139V121H137L136 122V120ZM152 119V120H151ZM198 119V120H197ZM130 120H132V121H130ZM147 120V121H146ZM157 120V121H156ZM165 122H164V121ZM172 120V121H171ZM174 120V121H173ZM184 120V121H183ZM187 120V121H186ZM193 120V121H192ZM197 121L196 123L200 126V127H198L197 126V124L195 123H192V122H195V121ZM149 121H154L153 123L151 122L150 123V125H148L149 124ZM158 121H159V123H158ZM170 121V122H169ZM176 121V122H175ZM200 121V122H199ZM208 121V122H207ZM133 122H134V125H133ZM142 122L144 123V124H142ZM200 124H199V123ZM248 122V123H247ZM125 123H127V122H125ZM127 123V124H128ZM135 123H136V128H135ZM156 123V124H155ZM159 124V126H157L158 124ZM165 123V124H164ZM175 123H176V125H175ZM181 123V124H180ZM189 123V124H188ZM140 126H139V125ZM145 124L147 125L146 126V128L148 127V128H151V129H149L148 130V128L146 129L145 128ZM171 124V125H170ZM183 124V125H182ZM194 124V125H193ZM253 124V125H252ZM129 125V124H128ZM142 125L144 126V127H142ZM163 127H162V126ZM169 127H167V126ZM259 125V126H258ZM133 126V127H132ZM150 126H152V127H150ZM156 126H157V129H158V127H159V129L157 130L156 129ZM161 126V127H160ZM170 126H172V127H170ZM176 126V127H175ZM207 126V127H206ZM166 127V128H165ZM173 127H175L174 129L176 130H174L173 129ZM198 127V128H197ZM227 127V128H226ZM261 127V128H260ZM141 128H142V130H144V131H142L141 130ZM162 129V131H161V129ZM195 128H197V129H195ZM232 128V129H231ZM135 129H137V131H135ZM148 131V133H150L151 135H153V136H150V134H148L147 133V131ZM171 131H170V130ZM173 129V130H172ZM193 129V130H192ZM212 129V130H211ZM255 129V130H254ZM258 129H259V131H258ZM140 130V131H139ZM164 130V131H163ZM235 130V131H234ZM247 132H246V131ZM142 131V133H139V132H141ZM146 131V132H145ZM149 131H153L154 133L152 134L151 132H149ZM158 131V132H157ZM173 131H174V133H173ZM137 132V133H136ZM163 132L165 133V134H163ZM166 132H168V133H166ZM222 132V133H221ZM231 132V133H230ZM232 132H233V134H232ZM240 132V133H239ZM115 133H117V131L115 132ZM145 133V134H144ZM159 133V134H158ZM197 133V134H196ZM227 133H229V135L227 134ZM136 134H138V135H136ZM157 134V135H156ZM185 134V135H184ZM221 134H223V136H224V138L226 137L227 139H225V141L227 140L228 141V145H226V144H223V146H224V148L226 147V146H228L226 149H221V147H222V145H221V147L218 145L219 143H218V137L221 135ZM116 135V138L118 139V135L117 134H115ZM136 135V136H135ZM144 135H146V136H144ZM194 135H195V137H194ZM207 135V136H206ZM226 135V136H225ZM147 136H149V139L150 140H152V141H149V139L148 138H146V139H144L143 140V138H141V137H147ZM155 136V137H154ZM162 136V137H161ZM196 136H198V137H196ZM203 136V137H202ZM209 136V137H208ZM231 136H232V138H231ZM140 137V138H139ZM151 137H152V139H151ZM157 137V138H156ZM161 137V138H160ZM166 139H165V138ZM173 137V138H172ZM179 137V138H178ZM185 137V138H184ZM245 137V138H244ZM261 137V138H260ZM115 138V139H116ZM153 138H155L154 140H153ZM160 138V139H159ZM164 138V139H163ZM208 140H207V139ZM230 138V139H229ZM148 139V140H147ZM160 141H159V140ZM161 139H162V141H161ZM169 139H172V140H169V142H165V140L166 141H168ZM258 139V140H257ZM135 140H133L132 142H131V140H130V142L129 143H132V144H127V146H129L130 148H131V146L134 148H132L133 150H137L138 149V144H137V142L135 141ZM141 140V141H140ZM156 140H157V148H156V145H155V147H154V144H153V141L154 142H156ZM192 140V141H191ZM203 140V141H202ZM230 140V141H229ZM116 142L118 141V140H115ZM164 141V143H162ZM240 141V142H239ZM128 142V141H127ZM145 142V143H144ZM150 142H152V143H150ZM170 142L172 143V142H174L173 144H170ZM216 142V143H215ZM251 142V143H250ZM258 142V143H257ZM134 143H136V144H134ZM149 143V144H148ZM167 143H169L168 145H167ZM176 143V144H175ZM179 143V144H178ZM188 143V144H187ZM225 143V142H224ZM241 143V144H240ZM175 144V145H174ZM211 144V145H210ZM148 145H151V146H148ZM164 145V146H163ZM178 145V146H177ZM162 146V147H161ZM167 146V147H166ZM176 146H177V148H176ZM182 146L184 147V148H182ZM240 146V147H239ZM243 146V147H242ZM117 147V146H116ZM164 147V148H163ZM170 147V148H169ZM172 147V148H171ZM175 147V148H174ZM189 147V148H188ZM220 147V148H219ZM236 147V148H235ZM129 148V149H130ZM137 148V149H136ZM159 148H161V149H159ZM182 148V149H181ZM213 148V149H212ZM215 148V149H214ZM228 148H229V150H228ZM233 148H235V149H233ZM238 148H239V150H238ZM159 149L160 151H157V150ZM171 150V149H177V151L175 150H172L173 151V154L175 155V157H174V155L171 153L172 151H169V150ZM178 149H179V151H178ZM180 149H181V151H180ZM210 149H212V150H210ZM259 151H258V150ZM131 150V149H130ZM190 150H192V153L190 152ZM236 150H238V151H236ZM245 150V151H244ZM249 150V151H248ZM254 150V151H253ZM170 152V154H169V152ZM221 151H223V152H221ZM225 151V152H224ZM227 151L229 152L228 154H227ZM175 152H177L176 154H175ZM185 152H186V150H185ZM237 152V153H236ZM241 152V153H240ZM181 154V155H178V157H179V159H178V157H177V154ZM227 155H226V154ZM233 153L235 154V155H233ZM166 155L167 157L169 156V159L166 157V156H163V155ZM169 154V155H168ZM172 154V155H171ZM225 156H224V155ZM206 155V156H205ZM172 156V157H171ZM191 156V157H192ZM224 156V157H223ZM161 157H163V158H161ZM199 157V158H198ZM226 157V158H225ZM231 157V158H230ZM234 157V159H232ZM240 157V158H239ZM261 157V158H260ZM171 158V159H170ZM175 158V159H174ZM225 158V159H224ZM249 158V159H248ZM256 158V159H255ZM176 159H178V162H176L177 160ZM229 159V160H228ZM252 159V160H251ZM163 160H164V163H166V164H164L163 163ZM166 160H167V162H166ZM171 160V161H170ZM226 160H228V161H226ZM238 160V161H237ZM222 161V162H221ZM169 162V163H168ZM225 162V163H224ZM228 162V163H227ZM238 162V163H237ZM145 163V162H144ZM144 163H143V166H144ZM147 163H149L148 161H147ZM171 163H173V164H171ZM178 163V164H177ZM198 163V164H197ZM216 163H219V165H216ZM233 163V164H232ZM259 163V164H258ZM163 164V165H162ZM176 164H177V166H176ZM202 164V165H201ZM215 164V165H214ZM146 166H150V165H147V164H145ZM173 165H175V166H173ZM256 165H257V167H256ZM145 166V167H146ZM170 166V167H169ZM211 166V167H210ZM220 166V167H219ZM195 167V168H196ZM215 167H217V168H215ZM144 168V167H143ZM148 168V167H147ZM147 168H145L144 170H148V171H145V173H146V176H147V178H148V174H147V172H149V169H147ZM171 168V169H170ZM224 168H225V170H224ZM150 169H152L151 167H150ZM196 169H198V167L196 168ZM220 171H219V170ZM246 169V170H245ZM199 170V169H198ZM199 170V171H200ZM172 171V172H171ZM194 171V170H193ZM207 171V172H206ZM222 171V172H221ZM246 171V172H245ZM150 172H152V170L150 171ZM149 172V173H150ZM165 172H166V174H165ZM211 172V173H210ZM233 172V173H232ZM168 173H169V175H168ZM207 173V174H206ZM220 173H221V175H222V177L224 176H227V177H229V178H227V177H223V178H221V176H220ZM223 173V174H222ZM151 174V173H150ZM171 174H172V176H171ZM204 174V175H203ZM211 174H214V177L215 178H213V176L211 175ZM219 174V175H218ZM228 174V175H227ZM254 174V175H253ZM197 175H199V173H198V171L196 172V174H195V176H197ZM215 175H217V176H215ZM230 175V176H229ZM166 176H170V177H167L166 178ZM199 176H201V175H199ZM198 176V177H199ZM201 176V177H202ZM220 176V177H219ZM258 176V177H257ZM197 177V178H198ZM200 177V178H201ZM202 177V178H203ZM166 178V179H165ZM196 178V179H197ZM199 178V179H200ZM201 178V179H202ZM211 178V179H210ZM213 178V179H212ZM217 178H219V179H217ZM242 178V179H241ZM203 179V180H204ZM217 181H215V180ZM158 180H160V181H158ZM198 180V179H197ZM196 180V183H198V181ZM228 180H229V182H228ZM164 181H166V182H163ZM173 181V182H172ZM202 181V180H201ZM207 181V180H206ZM215 181V182H214ZM226 181V182H225ZM132 182V186H133V184L134 183H138V182H136V180H132L131 181ZM204 182V181H203ZM203 182H200L199 181V183H200V188L202 187V185L204 184ZM210 182V183H209ZM213 184H212V183ZM219 182V183H218ZM146 183V182H145ZM148 183V182H147ZM163 183V184H162ZM169 183H170V181H169ZM194 183H195V180H194ZM198 183V184H199ZM201 183H202V185H201ZM216 183V184H215ZM222 183V184H221ZM231 183H233V184H231ZM9 183H7V185H8ZM165 184V185H164ZM235 184V185H234ZM240 184V185H239ZM10 185V184H9ZM8 185V186H9ZM175 185V184H174ZM173 185V186H174ZM216 185V186H215ZM219 187H218V186ZM229 185V186H228ZM129 186H130V184H129ZM132 186H130L129 187V189H133L134 190V188H131ZM135 186V188H137L138 189V187H136L137 185L135 184L134 185ZM133 186V187H134ZM149 186V187H148ZM158 186V187H159ZM195 186H196V188L198 189V191H199V185H196L195 184ZM206 186H203L202 188H204V187H206ZM223 186V187H222ZM239 186V187H238ZM247 186H249V187H247ZM102 187V189L104 190V187L103 186H101ZM101 187H100V190H98V192L100 193L101 192ZM174 187H176V186H174ZM216 187V188H215ZM222 189H221V188ZM224 187H227L228 188V190H226L227 188H224ZM231 187V188H230ZM177 188V187H176ZM201 188V189H202ZM213 188H215V189H213ZM220 188V189H219ZM224 188V189H223ZM137 189H135V191H134V193L133 192H131V194H133L134 195V197L135 198H133L132 196H131V200L132 201H134V199L136 200V198H137V195H138V190ZM200 189V192L202 191ZM205 189V190H206ZM213 189V190H212ZM231 189V190H230ZM234 189V190H233ZM242 189V190H241ZM72 190V191H71ZM74 190H77V191H74ZM130 190V191H131ZM132 190V191H133ZM160 190V189H159ZM172 190V191H171ZM176 190V191H175ZM204 189H203V191H205ZM224 190V191H223ZM238 192H237V191ZM247 190V191H246ZM129 191V192H130ZM174 191V192H173ZM207 191H209V190H207ZM212 191V192H211ZM216 191V192H215ZM226 191V192H225ZM234 193H233V192ZM242 193H241V192ZM70 192H73V195H74V192H76V194L77 195H74V196H78V195H80L81 196V194H80V192H83V191H78V189H72V188H70V191L68 190L67 191V193L69 194V196H68V194H65V196L67 195L70 199H72V197L73 198H76V197H74V196H71L72 195V193H70ZM78 192V193H77ZM104 191H102V193H103ZM137 192V193H136ZM164 192V193H165ZM171 192V193H170ZM215 192V193H214ZM218 192L220 193V194H218ZM224 192V194H222ZM101 193V194H102ZM105 193H106V191L103 193L104 194V197H105ZM136 193V194H135ZM174 193V194H173ZM202 194H203V192H201ZM205 193H208V192H205ZM228 193V194H227ZM248 194V195H245V194ZM85 194V192L82 194V195H84ZM107 194V193H106ZM177 194V195H178ZM62 196L64 195V194H61ZM60 195V197L61 198H63L64 197V199H65V196H61ZM171 195V196H172ZM239 195V196H238ZM251 195V196H250ZM80 196H78V197H80ZM85 196L87 197H83V196H81V197H83L84 198V200H83V198H82V200H81V197L80 198H76L77 200H78V202L77 203H73L75 200L74 199H72V200H74L73 202L72 201H70V199H68L69 201H64V199H60V197H58V199H60L61 200V202H60V200H59V202L62 204V206H64L65 207V209H67L66 208V206H70V208H71V206L73 207V206H75V208H72V209H67L68 211L69 210H71V211H69V212H71V213H69V214H71V215H74L75 216V214H76V216H75V219H74V217H73V222L74 223H76V224H78L77 223V221L78 222H80L81 223V225L82 224H84L85 225V223H87L88 222V224L90 225V227H92L93 226V224L95 225V222H96V218H94V217H96V216H100V218H102V217H104V216H102L103 215V212L100 214V213H97V212H101V210L103 209V210H105V207L107 206H105L104 205V203L102 204V207H100L101 206V204L99 205V204H96V202L98 203V202H100V200H96L98 197H99V195L97 194V197H95V199L93 198L94 196H90L91 197V200H89L90 199V197L88 196V195H86L85 194ZM158 196H160V197H158ZM196 196V197H195ZM198 196V197H197ZM210 196V195H209ZM228 196V197H227ZM232 196V197H231ZM241 196H245L244 198L243 197H241ZM247 196V197H246ZM258 196V197H257ZM89 197V198H88ZM168 197H170V200H174L173 201V203H172V201H170L169 199H168ZM225 197V198H224ZM230 197V198H229ZM249 197H250V199H249ZM103 198V195H102V197H101V195H100V197H99V199H102ZM157 198H158V201H157ZM162 198V197H161ZM197 198V199H196ZM199 198H203V200L206 202H203L202 201V199H200V200H198ZM214 199V201H213V199ZM236 198H238V199H236ZM248 198V199H247ZM15 199V201H18V199H16V198H14ZM184 199H185V201H184ZM94 200V201H93ZM96 200V201H95ZM153 201V203H151V201ZM166 200H167V202L168 201H170V202H166ZM223 200H225V201H223ZM231 202H230V201ZM251 200V201H250ZM63 201V202H62ZM88 201V202H87ZM90 201H91V203H92V205H89V204H91L90 203ZM102 201H104L103 199L101 200V203H102ZM191 201V200H190ZM201 201L203 202V204H205V205H207V203H208V206H206L205 207V209H207V214H205L204 212H205V210L203 209L204 207L203 206H200L199 205V203L201 204ZM218 201V202H217ZM220 201V202H219ZM227 201V202H226ZM246 201V202H245ZM250 201V202H249ZM71 202V203H70ZM162 202H163V204H164V202L166 203V205L164 204H162ZM180 202V203H181ZM183 202H185V203H183ZM196 202V203H195ZM238 204H237V203ZM248 202V203H247ZM67 205H66V204ZM74 205H73V204ZM189 203V201L187 202V204ZM194 203V204H193ZM153 204V206H151ZM168 204V205H167ZM172 204V205H171ZM179 204V205H178ZM217 204V205H216ZM98 205V206H97ZM105 207H104V206ZM161 206V207H159V208H162V211H161V209H159V208H157L156 206ZM169 205H171V206H169ZM193 205V206H192ZM194 205H195V208H194ZM198 207H197V206ZM202 205V204H201ZM220 205V206H219ZM229 205V206H228ZM234 205V206H233ZM235 205H236V207H235ZM248 205V206H247ZM255 205V206H254ZM77 206V207H76ZM95 206H96V208H95ZM164 206H166V207H164ZM168 206H169V208H168ZM175 208H174V207ZM183 205L182 206H180V207H182V208H185ZM219 206V207H218ZM244 206V207H243ZM48 207V208H47ZM93 209H92V208ZM104 207V208H103ZM108 207V206H107ZM151 207H155L154 208V210H153V208L151 209ZM179 207V208H180ZM199 207H203V208H199ZM218 207V208H217ZM51 208V206H46V208H44L43 210L45 211V210H47V211H49V209ZM84 208V209H83ZM87 208V209H86ZM101 208V209H100ZM109 208V209H108ZM107 208V210H110V207H108ZM141 208H144L143 206L141 207ZM157 208V209H156ZM164 208H166V209H164ZM170 209V211L171 212H168L169 210L168 209ZM193 208V209H192ZM228 210H227V209ZM238 208V209H237ZM76 209V210H75ZM78 209V210H77ZM100 209V210H99ZM111 209H112V207H111ZM174 209V210H173ZM188 209H190V210H188ZM192 209V210H191ZM203 209V210H202ZM209 209V210H208ZM43 210H41V211H43ZM85 210H86V212H85ZM89 210H91L89 213H88V211ZM113 210H114V212H113ZM112 210V212L114 213V214H112V215H115V213H118V211L117 212H115L117 209H113ZM131 210V211H132ZM148 210V211H147ZM153 210V211H152ZM157 210V211H156ZM164 210H166V212L164 211ZM168 210V211H167ZM173 210V211H172ZM182 210H184V209H182ZM233 212H235V213H233ZM240 210V211H239ZM8 211V210H7ZM72 211H74V212H72ZM75 211H77V212H79V215H77V213L75 212ZM82 211H84L85 213H87L88 215H86V214H84V213H82ZM146 211V212H145ZM149 211H151V212H153L152 214H154V211H155V214L157 213V214H159L158 213V211H160V212H162V213H169V215L167 214H165L166 216H167V218H168V222H165V215L163 214V215H161V214H159V215H161L162 216V218H163V216H164V219H163V221H164V223L162 222V218H160V219H158V220H161V221H158V220H154V221H156V222H154L153 223V221H152V219H154V218H152V217H149L150 215L151 216H153L152 214H150L149 213ZM187 211H190V212H188L187 213ZM195 211V212H194ZM198 211V212H197ZM200 211H204V212H200ZM237 211V212H236ZM239 211V212H238ZM94 212V213H93ZM104 212H106V210L104 211ZM182 212V211H181ZM180 212V213H181ZM186 212V213H185ZM195 213L194 215H193V213ZM255 212H257V213H255ZM52 213V212H51ZM53 213H54V210H53ZM75 213V214H74ZM81 213V214H80ZM93 213V214H92ZM109 214L111 213V210L108 212ZM121 213V212H120ZM171 213H173L172 215H173V218H172V216H171ZM192 213V218H191V216H190V214ZM196 213H197V215H196ZM200 213H201V215H202V213H204L203 215H207L206 216V218H201V217H199V215H200ZM82 214L83 215H85V216H82ZM91 214V215H90ZM95 214H96V216H95ZM106 214V213H105ZM109 214H107V215H109ZM154 214V215H155ZM179 214V215H178ZM199 214V215H198ZM253 214V215H252ZM89 215H90V218H89ZM92 215H93V218H94V221L92 220L93 218H92ZM112 215H110V219H107V218H109L108 216H105V218H102L103 220H100L99 219V221L97 220V228L98 229H100L99 231H97L96 232V228H94V232H96V234L98 235L99 234V236L97 237V235L96 234H94V232H93V228H91V229H89V230H85V228H80L79 226V229H80V231H81V233H83L82 231H87L86 232V234L87 235H90V233H92L91 235H93V236H96V238L98 239V240H100L101 239V241H106L105 240V236H109L108 237V239L110 240H108L107 239V237H106V239H107V241H109V245L111 244V243H114L115 242V240H114V238L115 239H119V236H120V233L121 232H116V230L118 231V229H116L115 227H113V226H111V230H110V227H109V224H108V227H106V223H104V222H106V220H112L113 219V217H112ZM118 215V214H117ZM149 215V216H148ZM178 217H176V216ZM200 215V216H201ZM252 215V216H251ZM68 216H70V215H68ZM82 216V217H81ZM87 216V217H86ZM98 216V217H99ZM116 216V215H115ZM121 216V215H120ZM136 216V217H135ZM157 216V215H156ZM156 216H153V217H156ZM197 216V217H196ZM210 216V217H209ZM83 217H86L84 220H83ZM97 217V218H98ZM112 217V218H111ZM117 217V216H116ZM132 217V218H131ZM137 217V218H138ZM158 217H160V216H158ZM171 217V218H170ZM203 217V216H202ZM205 217V216H204ZM211 217H212V220H211ZM249 217V219H246V218H248ZM253 217V218H252ZM52 218L54 219L55 218V215H53L52 216ZM71 218H72V216L69 218V217H66L62 222H59V223H56V226H57V228L59 229H57V231H56V233H55V236L56 237H61V238H64L63 237V226L64 225H66V224H69V223H71ZM81 218V219H80ZM90 219V220H86V219ZM118 218H120V217H118ZM121 218H122V216H121ZM137 218H136V220H137ZM143 218L140 220V221H144L143 220ZM149 218V219H148ZM152 218V219H151ZM180 220L179 222L177 221V222H175V220ZM189 218V219H188ZM195 218V219H194ZM197 218V219H196ZM220 218V219H219ZM257 218V219H256ZM106 219V220H105ZM117 219V218H116ZM116 219L114 220V221H116ZM155 219H157V218H155ZM174 220V221H172V220ZM185 220L186 221V223L184 222V221H182V220ZM193 219V220H192ZM200 219V220H199ZM201 219H206L205 221H206V224L204 225V223H205V221H203V223H202V221H201ZM52 220V219H51ZM51 220H49L47 223L48 224H51L52 223V221ZM69 220V221H68ZM118 220H120L121 221V219H117V222H118ZM135 220V221H136ZM246 220V221H245ZM87 221V222H86ZM91 221H93V222H91ZM102 221H103V223L105 224H101L102 223ZM107 221V222H108ZM113 221V220H112ZM128 221V222H129ZM167 221V220H166ZM190 221V222H189ZM200 222V223H197V222ZM213 221V222H212ZM215 221V222H214ZM250 221V222H249ZM254 221V222H253ZM64 222H65V224H64ZM84 222V223H83ZM98 222H101V223H98ZM142 222H140V223H142ZM162 222V223H161ZM170 222V223H169ZM182 222H184V223H182ZM193 222H194V224H193ZM208 222V223H207ZM258 223V225H257V223ZM93 223V224H92ZM133 223V224H132ZM139 223V224H140ZM155 226H157L158 228H157V230L156 231H158V229H161V231L159 230L158 232L159 233H161V235H159V233L158 232H155V229H156V227H154V225ZM157 223V224H156ZM182 223V224H181ZM190 223V224H189ZM201 223H202V225L204 226V228H202L203 226H201ZM87 224V225H88ZM92 224V225H91ZM99 224V225H98ZM148 224H150V225H148ZM163 224H164V226H163ZM169 224V225H168ZM176 224V225H175ZM181 224V225H180ZM188 224V225H187ZM208 224V225H207ZM252 224V225H251ZM263 224V225H262ZM79 225V224H78ZM101 225H103V226H101ZM141 225H143V224H141ZM140 225V226H141ZM153 225V226H152ZM171 225V226H170ZM201 226L200 228H199V226ZM227 225V226H226ZM60 226H61V228H60ZM99 226H100V228H99ZM150 226V227H149ZM159 226H163L162 228L161 227H159ZM196 226V227H195ZM207 226V227H206ZM214 226H216V228H214ZM248 228H247V227ZM255 228H254V227ZM258 226V227H257ZM260 226V227H259ZM82 227H83V225H82ZM85 227V226H84ZM94 227V226H93ZM95 227H96V225H95ZM102 227V228H101ZM131 227V226H130ZM154 227V228H153ZM187 227V228H188ZM212 228V232L210 231V229ZM231 227V228H230ZM251 227V228H250ZM86 228H89V226H87ZM105 228V229H104ZM112 228H115V231H114V229H112ZM135 228H137L136 229V231H135ZM145 228V229H144ZM167 228H168V230H167ZM180 228V229H179ZM197 228H199V229H197ZM263 228V229H262ZM81 229H84V230H81ZM133 229V230H132ZM172 229V230H171ZM177 229V230H176ZM182 229V230H183ZM193 229V230H192ZM197 229V230H196ZM201 229V230H200ZM207 229V230H206ZM216 229H218V230H216ZM224 229V230H223ZM253 229V230H252ZM92 232H91V231ZM141 230V231H140ZM171 230V231H170ZM199 230V231H198ZM206 231L205 233L204 232H202V234H201V231ZM215 230V231H214ZM230 230V231H229ZM248 230V231H247ZM252 230V231H251ZM257 230V231H256ZM61 231L63 232L62 234H61ZM88 231H89V233H88ZM109 231V232H108ZM111 231H113V233L111 232ZM138 231V232H137ZM143 231V232H142ZM145 231V232H144ZM176 231V232H175ZM179 231V232H180ZM189 231H191L190 233H193V234H189ZM195 231H196V233H195ZM217 231V232H216ZM249 231H251V232H249ZM262 231H263V234H262ZM100 232V233H99ZM111 232V233H110ZM117 233V234H115V236H114V233ZM171 232V233H170ZM183 232L181 231V233L183 234ZM200 232V233H199ZM215 232V233H214ZM224 232H226L225 233V235H224ZM238 232V234H236ZM258 232H260V233H258ZM60 233V234H59ZM66 233V232H65ZM106 233V234H105ZM107 233H109V234H107ZM147 233V234H146ZM154 233V234H153ZM158 233V234H157ZM173 233V234H172ZM207 233H208V235H207ZM228 233V236H226V234ZM258 233V234H257ZM85 233H83V235H84ZM85 234V235H86ZM105 234V235H104ZM112 234H113V236L114 237H112ZM134 234V233H133ZM132 234V235H133ZM141 234H143V238L141 237ZM196 234V235H197ZM218 234V235H217ZM59 235V236H58ZM62 235V236H61ZM86 235V236H87ZM117 235H119L118 236V238H117ZM130 235V234H129ZM132 235H131V237H132ZM154 235V236H153ZM181 234L179 233V236H178V240H176L175 242H174V240L172 241L173 243V245H172V247H174V248H170L171 250H174V251H172L173 253L175 252V249H176V245L178 244V242H180V243H182L181 242V240H180V238L182 237V236H180ZM214 235V236H213ZM246 235V236H245ZM263 235V236H262ZM0 236H2V234H1V232H0ZM3 236H5V235H3ZM2 236V237H3ZM10 236V237H9ZM8 237H6V238H4L3 240H4V242L7 240H11V238H12V240H13V242H12V240L9 242V247H11V248H9V250L11 251L12 250V252H11V254H10V251L9 250H6L5 249V247L3 246V248H2V245L3 244H1L0 246H1V248H0V251L1 250H3V251H1L0 253H6V251H9L8 252V255H7V253H6V255L9 257V254H10V256L11 257H9V258H11V259H13V257L14 258H16V254L15 255H13L14 254V252L16 253L18 250V245H17V241H16V239L14 238L13 239V236H11V235H9ZM102 236H103V238H104V240H102L103 238H102ZM123 236V237H122ZM134 236L135 235H133V238H134ZM146 238H145V237ZM152 236V237H151ZM186 235L185 236H183V237H187ZM197 236V237H198ZM207 236V237H206ZM209 236H211V237H209ZM213 236V237H212ZM220 236V237H219ZM244 236V237H243ZM249 236V237H248ZM67 237V236H66ZM121 237L123 238V239H125V237H124V235H121L120 236V240H122L121 239ZM129 237V236H128ZM130 237V238H131ZM172 238V239H169V238ZM180 237V238H179ZM189 237V236H188ZM187 237V238H188ZM194 237V238H193ZM214 237H215V239L216 240H214ZM240 237V238H239ZM260 237V238H259ZM100 238V239H99ZM111 238H113V240H111ZM129 238V239H130ZM133 238H131L130 239V242L129 241H127L128 243H130V244H128L127 242H125L126 240H127V237H126V239L124 240V242H122V241H120V240H117V241H119V242H115V244H117L118 245V247H119V244H127V245H124V249H126V251L124 250H122V248H120L119 250H112L113 252H112V254H114L113 256H114V258H117V254L119 253V255H118V257L120 256V254H121V252L122 253H124L125 252V254H128L129 252H127V250H129L130 252H132L131 250H135L136 248H140L139 246V244H137V246H136V244H134L135 243V241H134V243H132V241L134 240ZM142 238V239H141ZM145 238V239H144ZM202 238H204V239H202ZM6 239V240H5ZM161 239H163V241L161 240ZM186 239V238H185ZM194 239V240H195ZM207 239H208V241H207ZM228 239H229V241H228ZM238 241H237V240ZM255 239H260L258 242H256L257 240H255ZM263 239V240H262ZM0 240H2V238H0ZM2 240V241H3ZM14 240L16 241V242H14ZM66 240H68V239H66ZM156 240L155 241H153L154 243H149V245H145L146 247H147V249H144V247L142 248H140L141 249V251H138L137 252V250L138 249H136V251H133V252H135L136 253V258L134 257V259H135V261H134V259H133V257L132 256H129V254H131V253H129L128 254V256L130 257H127L125 254H124V259H129V260H127V262H128V264H139V262H141V264H148L147 262L145 263L144 261H150L149 262V264H151L152 262H153V260H151V259H156L157 257V260L159 259V256H161V254L163 253V255H167L168 253H170V249L167 251V250H165V249H167V248H165V249H163V252L161 253V252H159V251H155V244L157 243L156 242ZM164 240H165V242H164ZM180 240V241H179ZM183 240H184V238H183ZM212 240V241H211ZM226 240V241H225ZM242 240V241H241ZM248 240V241H247ZM106 241V242H107ZM191 241V238H189V241L188 242H190ZM193 241V240H192ZM191 241V242H192ZM217 241H218V243H217ZM247 241V242H246ZM3 242V243H4ZM67 242H69V241H67ZM105 242V243H106ZM111 242V243H110ZM120 242H122V243H120ZM151 242V241H150ZM166 242L168 243V246H165V245H167L166 244ZM176 242H177V244H176ZM187 242V243H188ZM208 242H210V243H208ZM211 242H212V244H211ZM213 242H214V244H213ZM226 242V243H225ZM228 242H230V243H228ZM238 242V243H237ZM240 242V243H239ZM250 242V243H249ZM0 243H2V242H0ZM11 243L13 244V245H11ZM176 245H175V244ZM225 243V244H224ZM261 243V244H260ZM114 244V246L113 245H110V246H112V249H115V248H117V246ZM133 244V246H131ZM154 245L153 246V250H154V253H156V252H158V253H156V255L157 254H159V253H161V254H159V255H157V257H155V258H152L153 256H155L154 255V253H152V251H150L149 249L151 248V245ZM165 244V245H164ZM183 244V243H182ZM189 244H193V242L192 243H189ZM188 244V245H189ZM196 244V243H195ZM194 244V245H195ZM197 244H196V246L195 247H197ZM238 244V245H237ZM245 244V245H244ZM17 245V246H16ZM128 245H129V247H128ZM134 245H135V247H134ZM163 245H164V247H163ZM187 245V246H188ZM202 245V246H203ZM222 245V246H221ZM229 245H230V247H229ZM236 245V246H235ZM242 245V246H241ZM255 245V246H254ZM116 246V247H115ZM125 246H127L126 248H125ZM130 246H131V250H130ZM150 246V247H149ZM177 246H181V245H177ZM209 246V247H208ZM216 246V247H215ZM227 246H228V248H227ZM247 248H246V247ZM253 246V247H252ZM86 247V249H89L87 246H85ZM85 247H83V249H85ZM168 247V248H169ZM192 247H194L193 245H192ZM194 247V248H195ZM199 247H201L200 245H199ZM211 247V248H210ZM236 249H235V248ZM239 247V248H238ZM241 247V248H240ZM245 249H244V248ZM260 247V248H259ZM7 249H8V247H6ZM133 248H135V249H133ZM188 248V250L191 248L190 246L189 247H187ZM143 249H144V251H143ZM192 249V248H191ZM190 249V250H191ZM208 249V250H207ZM215 249V250H214ZM235 249V250H234ZM68 249H66V251H67ZM145 250H147L146 251V253H145ZM152 250V249H151ZM164 250H165V252H166V254H165V252H164ZM189 250V251H190ZM194 250V249H193ZM198 249H195V251L196 252H194V253H200L199 251H197ZM219 250V251H218ZM221 250V251H220ZM239 251V253L237 252V251ZM241 250V251H240ZM243 250V251H242ZM117 251V252H116ZM119 251H121V252H119ZM149 251L153 254V256H151V259H150V254H149ZM176 251H178V250H176ZM189 251H188V253H189ZM217 251H218V253H217ZM133 252H132V254H133ZM142 252H144V253H142ZM148 252V253H147ZM172 252H171V254H172ZM193 252V251H192ZM237 253V255L236 254H233V253ZM242 252V253H241ZM13 253V254H12ZM144 255H142V254ZM177 252H175V255L174 254H172V259H174V256H178L177 254H176ZM178 253H180L179 251H178ZM210 253V254H209ZM215 253H216V256H215ZM232 253V254H231ZM262 253V254H261ZM111 254V255H112ZM131 254V255H132ZM137 254H138V256H139V258H141V259H139L138 258V256H137ZM140 254L143 256V257H140ZM148 254H149V256H148ZM190 254H192V253H190ZM189 254V255H190ZM226 254V255H225ZM255 254V255H254ZM260 254V255H259ZM135 255V254H134ZM133 255V256H134ZM168 255H170V254H168ZM174 255V256H173ZM193 255V259L191 258V257H189L190 259H192V260H190V261H192V263L194 262L195 264L197 263V264H199L198 262V260H199V258L198 259H196L198 262H196L195 261V257H197V255L195 254H192ZM211 255V256H210ZM218 255V256H217ZM222 255V256H221ZM238 255H240V256H238ZM13 256V257H12ZM72 257V255L71 254H67L66 255V258L67 259H69V258H71ZM123 256V254L121 255V257ZM195 256V257H194ZM213 256V257H212ZM232 256H234V257H232ZM240 257L239 259L238 258H236V257ZM121 257H120V259H121ZM127 257V258H126ZM144 257H149L147 260H145V258ZM165 257V256H164ZM170 257V258H171ZM179 257H181L180 256V254H179ZM203 257V258H202ZM212 257V258H211ZM225 257V258H224ZM242 257V258H241ZM263 257V258H262ZM95 258H97L96 256L94 257V259ZM113 258V259H114ZM163 258V256L159 259V261L161 260ZM167 258H168V256H167ZM166 257H165V259H167ZM169 258V259H170ZM176 258V257H175ZM188 258V259H189ZM202 258V259H201ZM205 258V259H204ZM222 258V259H221ZM232 258V259H231ZM255 258V259H254ZM262 258V259H261ZM78 258H74V260H77ZM122 259H123V257H122ZM130 259H132L131 261H130ZM136 259H139V261L138 260H136ZM144 259V260H143ZM176 259H178V257L176 258ZM175 259V260H176ZM183 259V258H182ZM213 259V260H212ZM215 259H217V260H215ZM251 259V260H250ZM253 259V260H252ZM82 260H84V259H82ZM115 260H118V258L117 259H115ZM143 261V263H142V261ZM180 260V259H179ZM232 260V261H231ZM241 260V261H240ZM137 261V262H136ZM162 261H168V259L167 260H164V258H163V260ZM162 261H161V264H163L162 263ZM189 261V260H188ZM187 260L186 261H182L181 260V262L182 263H184V262H188ZM214 261V262H213ZM216 261V262H215ZM224 261V262H223ZM263 261V262H262ZM1 263L0 264H5V263H2L3 261H0ZM131 262H133V263H131ZM136 262V263H135ZM158 261H156V263H157ZM175 262V261H174ZM177 262V261H176ZM179 262V261H178ZM178 262L177 263H174V264H178ZM181 262H179V263H181ZM210 262H212V263H210ZM218 262V263H217ZM222 262V263H221ZM229 262V263H228ZM231 262V263H230ZM233 262V263H232ZM242 262V263H241ZM256 262H258V263H256ZM168 264H169V262H167ZM166 263V264H167ZM181 263V264H182ZM193 263V264H194ZM152 264H155V261L152 263ZM158 264V263H157ZM160 264V263H159ZM170 264H173V263H170ZM187 264H191V262L190 263H187ZM204 264V263H203Z\"/></svg>","mask_w":264,"mask_h":264}]
</instances>
